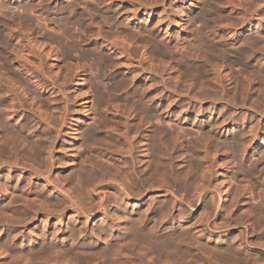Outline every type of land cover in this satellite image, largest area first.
<instances>
[{"label":"bare ground","instance_id":"1","mask_svg":"<svg viewBox=\"0 0 264 264\" xmlns=\"http://www.w3.org/2000/svg\"><path fill=\"white\" fill-rule=\"evenodd\" d=\"M4 1H6V0H4ZM14 1H22V0H14ZM37 1V0H36ZM39 1H41V0H39ZM39 1H37V2H39ZM51 1V0H50ZM55 1H58L59 2V0H55ZM68 1V0H67ZM70 1V0H69ZM67 2L64 6H60V7H56L55 8V10L53 11V14L55 13V11H56V13H55V15L56 14H66V15H68L69 14V16H68V18L70 17V13H72V15H71V18H69V19H67L66 17L64 18V21H58L57 23H59V24H54L53 26H57V28L58 29H56V31L57 32H61V29L62 28H68V26H70V25H79V27L81 28L82 26H80V24L81 23H83L82 22V20H84L85 18H87L86 16H85V18L84 19H81V16L82 17H84V14H82L81 16L80 15H78L76 12H74V10H77V9H75V4H77V3H75V1H71V2ZM78 1V0H77ZM80 1H82V0H80ZM79 1V2H80ZM86 1H88V0H86ZM91 2H92V0H90ZM95 1V2H94ZM93 2L94 3H99V1H97V0H94ZM97 1V2H96ZM102 2H103V0H101ZM110 1V0H109ZM109 1H108V3H109ZM114 1V0H113ZM116 1V0H115ZM121 1H123V0H121ZM121 1H119V2H121ZM127 1V0H126ZM139 1H142V0H139ZM138 1V2H139ZM154 1V0H153ZM156 2L158 1V0H155ZM160 1V0H159ZM159 1H158V3H159ZM162 1V0H161ZM174 1H176V0H174ZM173 1V2H174ZM179 1V0H178ZM182 1V0H181ZM200 1V0H199ZM212 1H214L215 2V0H203V1H201V2H198V0H196V2L197 3H200L201 4V7H202V10L203 11H205L206 9H207V7L209 6V4H210V2H212ZM223 1V0H222ZM222 1H221V3H222ZM227 1L228 2H230V3H227ZM227 1H224V2H226V3H222V4H227V6H228V4H230L229 6H232L231 4H233V3H231V1L233 2L234 0H227ZM236 2L234 3V7L232 6V7H230V9L231 8H233L232 10H234L235 12H237V15L240 17V16H243L244 17V15L246 14V13H249V12H251V11H253V10H251L250 9V6L251 7H253V5L251 4L250 5V1L249 0H246L248 3H249V7H246V6H248V5H246L247 4V2L245 1V0H235ZM246 3H245V2ZM256 3H257V1L256 0H254ZM261 1V0H260ZM260 1H258L259 3H260ZM9 2V1H8ZM36 2V3H37ZM42 2V1H41ZM78 2V3H79ZM84 2H85V0H84ZM105 2V1H104ZM128 4H130V6L132 7L133 5V3L134 2H136V1H133V0H128ZM137 2V4H139ZM143 2H145L144 0H143ZM143 2H140V4L139 5H141V4H143V6H144V3ZM150 2H152V0H150ZM163 2V1H162ZM218 3L220 2V1H217ZM217 2H215V3H217ZM242 2H244V3H242ZM22 3V2H21ZM32 3H34V2H32ZM44 3V2H43ZM74 3V4H73ZM81 3H83V2H81ZM93 3V4H94ZM111 3V2H110ZM126 3V2H125ZM146 3H147V0H146ZM145 3V4H146ZM153 3H155V2H153ZM157 3V4H158ZM164 3V2H163ZM176 3V2H175ZM214 3V4H215ZM252 3H254V2H252ZM256 3H254V6H255V4ZM259 3H257L258 5H259ZM12 4V3H11ZM11 4H8V5H11ZM14 4V3H13ZM85 4V3H84ZM86 4H88V2H86ZM92 4V5H93ZM105 4V3H104ZM103 4V5H104ZM107 4V3H106ZM148 4H149V0H148ZM151 4V3H150ZM149 4V5H150ZM173 4V3H172ZM199 4V5H200ZM206 4H208V6L206 5ZM220 4V3H219ZM236 4H240V5H236ZM242 4H245V7L242 5ZM264 4V3H263ZM96 5H98V4H96ZM125 5V4H124ZM149 5H146L147 7L149 6ZM156 5V4H155ZM154 4H152V6H155ZM161 5H163V4H161ZM176 5V4H175ZM192 5V4H191ZM194 6H195V3L193 4ZM217 5V4H216ZM225 5H222L223 7H225ZM258 5H256L257 7H258ZM261 6H262V4H260ZM259 5V7H261ZM16 6V5H15ZM14 6V7H15ZM34 6V5H33ZM33 6H30V7H27V6H20L21 7V9H17V11H19V10H21L22 11V15L21 14H19V15H21L22 16V19L24 18V20H25V18H27V16L26 17H23V15L25 14V13H27V14H29L30 12H33V10L35 9H37V7L35 6V8H33ZM44 6V5H43ZM84 6V5H83ZM86 6V5H85ZM83 7V8H87V7ZM113 6V5H112ZM116 6V5H115ZM118 6H119V4L116 6L117 8H118ZM122 6H123V4H122ZM122 6H121V8H122ZM135 6V5H134ZM151 6V5H150ZM170 6V5H169ZM214 5H212V7H213ZM218 6V5H217ZM221 6V5H220ZM221 6V7H222ZM235 6L236 7H238V8H235ZM256 6L254 7L255 9H256ZM13 7V6H12ZM13 7V8H14ZM96 7V6H95ZM98 7V6H97ZM115 7V8H116ZM126 7V6H125ZM145 7V6H144ZM143 7V8H144ZM147 7H146V9H147ZM156 7V6H155ZM166 7V6H165ZM178 7V6H177ZM200 7V6H199ZM215 7V6H214ZM243 7L244 8H247V9H249L248 11L249 12H247V10L246 9H243ZM263 7V6H262ZM16 8V7H15ZM14 8V9H15ZM76 8H77V5H76ZM105 8V7H104ZM110 8V7H109ZM108 8V9H109ZM135 8H136V6H135ZM135 8L133 7V9H130L129 7H127L126 9H125V11L127 10V11H129V14H127V17L128 18H130L129 20H134V18L135 17H137V12L135 11ZM137 8H139L138 7V5H137ZM137 8H136V10H137ZM150 8V7H149ZM191 8V7H190ZM195 8V7H194ZM209 8V7H208ZM215 8H218V7H215ZM14 9H12L11 8V10H14ZM41 9V8H40ZM82 9V8H81ZM89 9H90V6H89ZM89 9L87 10V11H89ZM91 9H93V8H91ZM99 9H101V8H99ZM114 9V8H113ZM120 9V8H119ZM123 9V8H122ZM121 9V10H122ZM123 9V10H124ZM129 9V10H128ZM140 9H141V7H140ZM145 8H144V10H146ZM152 9V8H151ZM164 8H163V6H162V10L161 11H163L164 12V10H163ZM169 9H170V7H169ZM173 9H175V8H173ZM178 8H176V10H175V12L176 11H180V9L179 10H177ZM181 9H182V7H181ZM210 9H211V7H210ZM209 9V10H210ZM212 9H214V8H212ZM221 9V8H220ZM220 9H219V11H220ZM229 9V8H228ZM259 8H257L256 10H258ZM5 10H8V6H7V3H4L3 1H0V23H3L2 21L4 20V18H5V15L4 14H8L11 10H9V12H5ZM83 10V9H82ZM94 11H95V8L93 9ZM111 10V9H110ZM109 10V11H110ZM118 10V9H117ZM143 10V11H144ZM150 10V9H149ZM154 10V9H153ZM157 10V9H156ZM156 10H154V11H156ZM172 10V9H171ZM197 10V9H196ZM199 10V9H198ZM208 9H207V11H205L204 13H206L207 12V14H209L212 10H210L209 11ZM225 10V9H224ZM223 10V11H224ZM231 10V11H232ZM262 10V9H261ZM47 11V10H46ZM49 11V10H48ZM72 11V12H71ZM85 11V10H84ZM83 11V12H84ZM97 11V10H96ZM96 11L94 12V13H96ZM99 11V10H98ZM105 11V10H104ZM103 11V12H104ZM106 11H107V9H106ZM114 11V10H113ZM140 11H142V10H140ZM174 11V10H173ZM186 11V10H185ZM190 11H192V9L190 10ZM189 11V12H190ZM200 11H201V9H200ZM200 11H198V12H200ZM214 11V10H213ZM217 11V10H216ZM229 10H227V11H225V12H228ZM260 11V10H259ZM35 12H37V11H35ZM41 12H42V10H41ZM45 12V11H44ZM52 12V11H51ZM78 12H81V10L80 11H78ZM82 12V13H83ZM90 12V11H89ZM101 12V11H100ZM115 12H116V9H115ZM123 12V11H122ZM153 12V11H152ZM151 12V13H152ZM162 12V13H163ZM167 12V10L165 11V13ZM175 12H173V13H175ZM187 12V11H186ZM185 12V13H186ZM195 12H197V11H195ZM233 12V11H232ZM255 12V11H254ZM261 12V11H260ZM16 13V12H15ZM14 12L13 13H11L10 12V14H13L12 16H10V17H14V14H15ZM21 13V12H20ZM85 13V12H84ZM87 13V12H86ZM86 13H85V15H86ZM98 14H99V12H97ZM107 13V12H106ZM112 13V12H111ZM110 13V14H111ZM117 14H118V11L116 12ZM120 13H121V11L119 12V15H120ZM125 13V12H124ZM143 13V12H142ZM146 13V12H145ZM147 13H150L149 11L147 12ZM146 13V15H149V14H147ZM155 13V12H154ZM172 13V12H171ZM177 13V12H176ZM176 13L174 14V15H176ZM179 13H182V10H181V12H179ZM179 13H177V15L179 14ZM201 13H202V11H201ZM201 13H199V14H201ZM216 13V12H215ZM220 13V12H219ZM231 13V12H230ZM240 13H242V15L240 14ZM9 14V15H10ZM17 14V13H16ZM15 14V18L18 16V15H16ZM31 14H34V13H31ZM42 14V13H41ZM91 14V13H90ZM90 14H87L88 16H90V18L91 17H93L92 15H90ZM108 14V13H107ZM110 14L108 15V18L110 19V20H112V19H114V20H117V19H115L116 17H110ZM158 14V13H157ZM199 16V14L198 13H195L194 14V16H197V15ZM207 14H205L206 16H207ZM210 14H212V13H210ZM209 14V15H210ZM232 14H234V12L232 13ZM240 14V15H239ZM250 14V13H249ZM252 14V13H251ZM254 14V13H253ZM258 14V13H257ZM30 15V14H29ZM35 15V14H34ZM112 15V14H111ZM159 15V14H158ZM160 15H161V13H160ZM159 15V16H160ZM166 16H167V13L165 14ZM181 15H183V14H181ZM202 15H204V14H202ZM202 15H200L201 17L200 18H202L203 16ZM219 15V14H218ZM247 15V14H246ZM245 15V16H246ZM256 15V14H255ZM20 16V17H21ZM39 16V15H38ZM37 16V17H38ZM59 16V15H58ZM63 16V15H62ZM98 16V15H97ZM96 16V17H97ZM101 16H103V15H99V17H101ZM113 16V15H112ZM114 16H116V14L114 15ZM123 16H124V14H123ZM169 16V15H168ZM205 16V17H206ZM214 16V15H213ZM217 16V15H216ZM250 16H252V15H250ZM250 16H248L247 15V19H242L241 21L240 20H238L237 18H239V17H234V15H233V17L234 18H236L237 20H238V22H237V20L235 21V19H234V21L235 22H237L238 23V25H237V23H236V25H234V26H236V28L234 27L233 28V25H231L230 23H232L233 24V22L234 21H232V22H228L232 27L231 28H233V29H237V27H239L240 29H239V31H236L237 33L238 32H241L242 30H244V28L245 29H247V26H248V24L250 23V21L248 20L249 18L248 17H250ZM7 17V16H6ZM9 17V16H8ZM29 17V16H28ZM41 18H43L42 16H40ZM40 17H39V19H40ZM64 17V16H63ZM106 17H107V15H106ZM125 18H127L126 16H124ZM204 17V18H205ZM210 17V16H209ZM212 17V16H211ZM243 17H241V18H243ZM31 18V17H30ZM56 18H58V17H56ZM89 18V17H88ZM87 18V19H88ZM108 18H105L106 20L108 19ZM128 18H127V21H128ZM140 18V17H139ZM157 18H159V17H157ZM162 18H164V20H165V16H163ZM169 18H170V16H169ZM177 18V17H176ZM184 18V17H183ZM194 18V17H193ZM196 18V17H195ZM194 18V19H195ZM199 18V17H198ZM241 18H239V19H241ZM251 18V17H250ZM255 18V17H254ZM258 18V17H257ZM6 19V18H5ZM13 19V18H12ZM9 20L8 18H7V20L6 21H13V20ZM16 19H19V18H16ZM21 19V18H20ZM19 19V20H20ZM28 19V18H27ZM34 19H36V18H34ZM38 19V20H39ZM48 19V18H47ZM59 19H61V17L59 18ZM87 19L85 20V21H87ZM93 19L95 20V18L93 17ZM101 19V18H100ZM99 19V20H100ZM109 19H108V21L107 22H109ZM121 19L123 20V17L121 16ZM135 19H137V18H135ZM160 19V18H159ZM158 19V20H159ZM180 20H181V18H179ZM209 19V18H208ZM207 19V20H208ZM216 19V18H215ZM225 19V18H224ZM230 20H232V18H229ZM258 19H260V18H258ZM19 20L17 21V20H15V26H13V27H15V29H16V26L18 27V28H20L19 27V23L17 24V22H19ZM23 20V21H24ZM30 20V19H29ZM37 20V21H38ZM43 20H44V18H43ZM48 20H50V19H48ZM62 20V19H61ZM90 20L91 19H88V21H89V23H87V25L88 24H90L91 22H90ZM126 20V19H125ZM162 20V19H161ZM170 20V19H169ZM199 20V19H198ZM219 20H221V19H219ZM219 20H218V22H219ZM262 20V19H261ZM263 20H264V18H263ZM22 21V22H23ZM33 21V20H32ZM40 22H41V25H42V20H39ZM45 21H47V20H45ZM44 21V22H45ZM84 21V22H85ZM92 21V20H91ZM97 21V19L93 22L94 24H95V26H96V24H98V22H96ZM102 21V20H101ZM117 21H119V20H117ZM116 21V22H117ZM145 21H147L146 19H145ZM144 21V22H145ZM163 21V20H162ZM162 21H158V23H155V24H159V22H162ZM167 21V20H166ZM201 21V20H200ZM223 21V20H222ZM258 21V20H257ZM20 22H21V20H20ZM21 22V23H22ZM48 22H50L51 23V21H47V23ZM131 22V21H130ZM134 22V21H133ZM132 22V23H133ZM165 22V21H164ZM171 22V21H170ZM170 22H169V24L167 25V24H165V23H163V24H165L166 26H165V28L167 27V26H169L170 25ZM210 22V21H209ZM254 22H255V20H254ZM258 22H261V21H258ZM263 22V21H262ZM25 23H26V20H25ZM25 23H22L23 24V26H24V24ZM28 23V22H27ZM38 23V22H37ZM52 23H53V21H52ZM100 23V22H99ZM104 23V22H103ZM110 23H111V21H110ZM112 23H113V21H112ZM111 23V24H112ZM117 23H119V22H117ZM122 23V22H121ZM120 23V24H121ZM124 23V22H123ZM135 23V22H134ZM141 23V22H140ZM150 23V22H149ZM172 23V22H171ZM176 23V22H175ZM213 23V22H212ZM217 23V22H216ZM220 23V22H219ZM5 24H7V27L9 28V26H8V23H4V26H5ZM17 24V25H16ZM21 24V25H22ZM28 24H30L31 25V23L29 22ZM84 25H86L85 23H83ZM82 24V25H83ZM106 24V23H105ZM107 24H109V23H107ZM106 24V25H107ZM119 24V25H120ZM206 24V23H205ZM225 24H227L226 22H225ZM229 24H227V27H229L230 25ZM235 24V23H234ZM255 24V23H254ZM0 25H2L3 26V24H0ZM9 25H10V23H9ZM13 25V24H12ZM25 25H27V24H25ZM30 25H29V27H30ZM44 25L45 26H47L45 23H44ZM92 25V24H91ZM100 24H98L97 26H99ZM105 25V26H106ZM110 25V24H109ZM122 25V24H121ZM150 25V24H149ZM171 25H173V24H171ZM176 25V24H175ZM210 25V24H209ZM208 25V26H209ZM229 25V26H228ZM1 26V27H2ZM3 26V27H4ZM22 26V27H23ZM38 26H40V25H38ZM44 26V27H45ZM94 26V25H93ZM94 26V27H95ZM108 26V25H107ZM106 26V28H108ZM112 26V25H111ZM114 26V25H113ZM117 26V25H116ZM129 26V25H128ZM127 26V27H128ZM132 26V25H131ZM139 26V25H138ZM156 26V25H155ZM164 26V25H163ZM222 26H225L226 27V25H223L222 24ZM221 26V27H222ZM44 27H42V28H44ZM52 26H50V28H51ZM60 27V28H59ZM83 27H86V26H83ZM121 27V26H120ZM120 27H118L117 26V28H120ZM158 27V26H157ZM174 27H176V26H174ZM249 27V26H248ZM254 27V31H255V33L253 32V34L255 35L254 37H251V35L249 36L248 34V36H243L241 39L239 38V37H237V33L235 32V34H234V36L232 37V35H231V38H230V42H228V44H225L223 41V43L225 44V45H219L220 46V48H216V49H214V50H216V51H220V53H222V54H224V56H225V54L227 55V53H231V57L232 58H234V60H235V62L237 61V60H239L240 62H238V63H240V64H242L243 62V60L242 59H250L249 58V56H251V51H253V49H256L257 51H260V52H262L263 54L261 55L260 54V52H259V54L261 55V56H263V58H264V38H262V36L263 35H260V32H263L264 31V24L263 25H260V26H253ZM258 27V28H257ZM6 28V27H5ZM11 28V27H10ZM26 28V27H25ZM24 28V29H25ZM37 28V27H36ZM46 28V27H45ZM50 28H47V29H50ZM78 28V27H77ZM88 28H90V26H88ZM93 28V27H92ZM100 28H101V26H100ZM100 28H98V30L100 29ZM111 28H113V27H111ZM114 28H116L115 26H114ZM136 28H138L137 26H136ZM186 28V27H185ZM184 28V29H185ZM219 28V27H218ZM230 28V27H229ZM251 28H252V26H251ZM255 28H256V30H255ZM21 29V28H20ZM29 28H28V26H27V30H28ZM39 29V28H38ZM54 28H52V30H53ZM60 29V30H59ZM79 29V28H78ZM86 28H83V30H85ZM94 29V28H93ZM97 29V28H96ZM110 29V27L107 29V31ZM132 29H133V27H132ZM150 29V28H149ZM156 29V28H155ZM159 29V28H158ZM157 29V30H158ZM167 29V28H166ZM208 29V28H207ZM216 29V28H215ZM224 29V28H223ZM1 30V29H0ZM5 30V29H4ZM4 30H2V31H4ZM9 30H12V29H9ZM14 30V29H13ZM17 30V29H16ZM51 30V31H52ZM63 30V29H62ZM67 30V29H66ZM62 31V33L64 34V37H66L65 35H67V38H65V40L66 39H68V38H71L72 39V41L74 42V40L76 39L75 38V34H70L69 32H68V30L67 31ZM80 30V29H79ZM78 30V31H79ZM87 30V29H86ZM90 30V29H89ZM101 30V29H100ZM99 30V31H100ZM104 30V29H103ZM103 30H101V33H104V31ZM114 30V29H113ZM119 30V29H118ZM117 29H116V31L117 32H119ZM123 29H121L120 30V32L122 31ZM141 30V29H140ZM143 30V29H142ZM154 30V29H153ZM183 30V29H182ZM185 30H187V29H185ZM195 30V29H194ZM206 30V29H205ZM212 30V29H211ZM252 30V29H251ZM15 31V30H14ZM20 31H22V30H20ZM29 31V30H28ZM28 31H26L25 30V32H28ZM80 31H82V30H80ZM88 31V30H87ZM93 31H95V33L97 32L96 30H93ZM103 31V32H102ZM110 31V30H109ZM108 31V32H109ZM115 31V30H114ZM116 31L114 32V33H116ZM125 31V30H124ZM150 31V33H151V30H149ZM165 31H167V30H165ZM221 31V30H220ZM227 31V30H226ZM232 30H231V32H233ZM4 32H6V30L4 31ZM2 33V35L4 34V35H8V34H10L9 32H13V31H9L8 32V29H7V32H8V34H5V33ZM30 32H32L31 30H30ZM34 32V31H33ZM54 32H55V30H54ZM60 32L58 33L59 35H60ZM83 32V31H82ZM108 32H105V33H108ZM112 33H113V31H111ZM119 32V33H120ZM123 32V31H122ZM143 32H144V30H143ZM146 32V31H145ZM158 32V31H157ZM195 32V31H194ZM217 32V31H216ZM223 32H225V31H223ZM227 32H229V31H227ZM227 32H225L226 34H227ZM244 32V31H243ZM252 32V31H251ZM1 33V32H0ZM16 33H19V30H17V32ZM21 33V32H20ZM19 33V34H20ZM56 33V32H55ZM61 33V34H62ZM85 34H86V32H84ZM89 33H92V38H94V36L96 35H93L94 33L91 31V32H89ZM97 33H99V32H97ZM100 33V34H101ZM124 33L125 32H123V33H121V36H122V34H123V36L124 37H127L126 36V34L124 35ZM139 34H142L140 31L138 32ZM147 33H149V32H147ZM167 33V32H166ZM185 33V32H184ZM192 33H193V31H192ZM191 32L189 33V34H192ZM196 33V32H195ZM195 33H193V34H195ZM206 33V32H205ZM220 33V32H219ZM224 33V34H225ZM23 34H25V33H23V31H22V35ZM26 34H29V35H32V34H34V33H32V34H30V33H26ZM83 34V33H82ZM88 34V33H87ZM87 34H86V37H87ZM152 34V33H151ZM179 34V33H178ZM192 34V36H193V38H195V36ZM210 34V33H209ZM231 34H233V33H231ZM3 35V36H4ZM12 35V34H11ZM29 35H26V36H29ZM74 35V36H73ZM81 35V34H80ZM88 35H90V34H88ZM108 36H109V34H107ZM112 35V34H111ZM116 34H114V36H115ZM142 35H145V33L144 34H142ZM142 35H141V38H140V35H139V39H140V43H137V45H140V44H142L141 42L142 41H144V40H146L145 39V37H144V40H142L143 38H142ZM148 35V34H147ZM150 35V34H149ZM148 35V36H149ZM153 35H154V33H153ZM159 35V34H158ZM165 35H167V34H165ZM198 35H199V32H198ZM197 35V36H198ZM202 35V34H201ZM216 34H214V35H212V36H214V37H216L215 36ZM228 35H230V33L228 34ZM34 36V35H33ZM78 37H79V35H77ZM81 36H84L85 37V35H81ZM97 36V35H96ZM95 36V37H96ZM101 36H104L103 38L105 39V43H103L107 48H108V50H109V52H111L110 50H113V51H117V49L116 48H118L119 46H121V43H120V41L118 42L115 38H116V36H115V38H114V40H116V41H114L113 40V36H112V41L110 40L111 38H108V37H106L104 34L103 35H101ZM118 36H120L119 34H118ZM129 36V35H128ZM131 36V35H130ZM129 36V37H130ZM151 36V35H150ZM156 36V35H155ZM191 36V37H192ZM197 36H196V38H197ZM225 36V35H224ZM241 36H242V34H241ZM10 37V36H9ZM13 37V36H12ZM17 37V36H16ZM23 37V36H22ZM36 37V36H35ZM63 37V36H62ZM61 37V38H62ZM85 37V38H86ZM124 37H122V38H120L122 41L121 42H123V44H124V42H126L127 43V41H129L128 42V44H124V45H122L121 47H123V46H125V47H127L128 48V46H129V43L131 42V43H133L135 40V38L134 39H131V38H133V36L130 38V40H134L133 42L132 41H130L129 40V38L127 39H124ZM161 37V36H160ZM159 37V38H160ZM168 37H169V35H168ZM180 37H182V36H180ZM222 37V35H220V37H218L219 39ZM227 37V36H226ZM228 37H230V36H228ZM18 38H20V36L18 37ZM17 38V39H18ZM33 38V37H32ZM41 38H42V36H41ZM48 38V37H47ZM84 38V39H85ZM89 38H91V36L89 37ZM96 38H98V37H96ZM96 38H94V40L96 39ZM99 38H101V37H99ZM118 38V37H117ZM151 38H153V36H151L150 37V40H151ZM174 38V37H173ZM179 38V37H178ZM183 38V37H182ZM189 38V37H188ZM200 38H201V36H200ZM200 38H197V39H200ZM217 37H216V39L215 40H217L218 39ZM5 39V38H4ZM7 40H8V37L6 38ZM10 39V38H9ZM17 39H15L13 42L16 44L17 42H15V41H17ZM24 39H25V41H24ZM45 39V38H44ZM50 39V42H51V39H52V37L51 38H49ZM48 39V40H49ZM55 38H53V40H54ZM57 39H59V38H57ZM70 39V40H71ZM167 39H169V38H166V40ZM185 39V38H184ZM187 39V38H186ZM222 39H225L226 40V38H222ZM229 39V38H228ZM19 40V39H18ZM21 40H23V41H21V43H20V41H19V43L17 44V46L15 47V48H12V49H9V48H11V47H9L8 48V50H10V52L12 53V55L14 56V57H12L13 59H15L16 61V63L17 64H21L22 66H23V68H25V67H28V70H26L25 69V71H27V73H25V74H28L29 72H30V76H32V75H36V77H37V75H40L41 76V71H42V69L40 68V66H39V64H40V62L39 61H37V53L39 52V51H41V52H45V48L43 49L42 48V45H43V43H38L37 41L39 40V39H37V41H35L34 42V40H32L31 38H29V37H23ZM41 40V39H40ZM47 40V41H48ZM87 40H90V39H88V37H87ZM93 40V39H92ZM101 40H103V39H101ZM109 40L111 41V42H109ZM138 40V39H137ZM142 40V41H141ZM147 40H149V39H147ZM153 40V39H152ZM151 40V42H153ZM194 40V39H193ZM196 40V39H195ZM200 40H203V38L202 39H200ZM209 40V39H208ZM12 41V40H11ZM56 41V40H55ZM68 41V40H67ZM66 41V42H67ZM79 41V40H78ZM100 41V40H99ZM170 41H172V40H170ZM190 41V40H189ZM207 41V40H206ZM218 41V40H217ZM220 42H221V40H219ZM218 41V42H219ZM12 42V43H13ZM40 42H44V40H41ZM49 42V41H48ZM59 42V41H58ZM65 42V43H66ZM73 42L71 43V45L73 44ZM86 43H87V41H85ZM96 42V41H95ZM136 42V41H135ZM134 42V43H135ZM137 42H139V41H137ZM146 42V41H145ZM157 41H155V43H156ZM178 41H177V39L175 40V42H174V44L175 43H177ZM181 42V41H180ZM184 42V41H183ZM185 42H186V40H185ZM201 42V41H200ZM203 42V41H202ZM209 42V41H208ZM227 42V41H226ZM2 42H1V34H0V47H4V46H2V44H1ZM3 43H4V40H3ZM6 43V42H5ZM46 42H44V44H45ZM79 43H80V41H79ZM79 43H77V41H76V43L74 42V44H73V46H70V45H68V44H66L67 46H68V48H66L65 47V49L63 50V55L65 56H62V58L64 57L65 59H70L71 60V57H72V51L74 52V49H78L77 47H80V45L78 46V44ZM84 43V42H83ZM82 43V44H83ZM98 43V42H97ZM118 43V44H117ZM148 43H150V42H148ZM154 43V44H155ZM161 43V42H160ZM164 43V42H163ZM172 43H173V41H172ZM179 43V42H178ZM182 43V42H181ZM204 43V42H203ZM215 43V42H214ZM213 43V44H214ZM15 44H13V46H15ZM46 44H49L48 46H47V51L48 50H50L49 48H50V46H52V45H50V44H56V43H54L53 41L51 42V43H46ZM70 44V43H69ZM92 44V43H91ZM120 44V45H119ZM136 44V43H135ZM147 44V43H146ZM146 44H144V46L146 45ZM157 44V43H156ZM170 44V43H169ZM180 44V43H179ZM209 44V43H208ZM207 44V45H208ZM3 45H7V43L6 44H3ZM57 45H59V43H57ZM56 45V46H57ZM63 45V48H64V43H62L61 44V42H60V46H57L58 48L59 47H61ZM65 45V46H66ZM86 45V44H85ZM99 45V47H101L100 46V44H98ZM119 45V46H118ZM131 45V44H130ZM132 45H134V44H132ZM151 45H152V43H151ZM150 45V46H151ZM158 45V44H157ZM156 45V46H157ZM176 45V44H175ZM181 45V47L184 45H182V44H180ZM179 45V46H180ZM188 45H190V44H188ZM187 45V46H188ZM195 45V44H194ZM198 45V44H197ZM200 45V44H199ZM204 45V44H203ZM216 45H217V43H216ZM8 46H11L9 43H8ZM44 46V45H43ZM97 46V45H96ZM103 46V45H102ZM104 46V47H105ZM141 46H143V45H141ZM140 46V47H141ZM153 46V45H152ZM155 46V45H154ZM150 47L151 49H153V50H150L151 51V53H150V55H152L153 53L152 52H154V54H156V52H159V54L158 55H160V52L162 51L161 49H159L158 47ZM178 46V45H177ZM201 46V45H200ZM209 46V45H208ZM211 46V45H210ZM7 47V46H6ZM5 47V48H6ZM94 47V49L96 50L98 47H95V45L93 46ZM106 47H105V49H106ZM125 47L124 48H121V52L123 53H125V56L127 55L128 57H130V58H132L131 56H133L134 57V54L136 55V52H138L140 49H139V47L137 48V50H136V48L135 49H133V50H130V52L127 50V48L125 49ZM130 47V46H129ZM132 47H134V46H132ZM136 47V46H135ZM146 47V46H145ZM161 48H162V46H160ZM168 47V46H167ZM180 47V48H181ZM184 47V46H183ZM185 47H186V45H185ZM192 47V46H191ZM190 47V48H191ZM203 47H206L205 45L203 46ZM55 48V47H54ZM58 48H57V50H58ZM92 48V47H91ZM142 48V47H141ZM209 48V47H208ZM7 49V48H6ZM35 49L36 50H39L38 52H36L35 51ZM41 49V50H40ZM60 49V48H59ZM80 49V48H79ZM79 49L77 50V51H79ZM84 49V48H83ZM83 49H80V50H83ZM100 49L101 48H99V51H100ZM163 49V48H162ZM166 49H168V48H166ZM171 49V48H170ZM179 49V48H178ZM183 49V48H182ZM186 49V48H185ZM184 49V50H185ZM213 49V48H212ZM0 50H2V48H0ZM5 49L3 48V53L5 52L4 51ZM8 50L6 51V52H8ZM51 50H53V48L51 49ZM93 51V49H87V50H83V51H81L80 53L82 54L81 56L82 57H84V58H89V60L90 59H97V57L95 58V56L96 55H94V54H98V53H100L99 55H101L102 54V52L100 51V52H96V51ZM120 50V49H119ZM135 50V51H134ZM148 50H149V48H148ZM164 50V49H163ZM180 50V49H179ZM190 50V49H189ZM184 51L183 53L185 54V53H187L186 54V56L184 55L183 57H187L188 56V53L192 56V54H193V51H192V53H190V51ZM192 50H194V49H192ZM200 50V49H199ZM46 51V55H49V54H52V53H50L49 52V54H47L48 52ZM131 51H134L135 53L133 54L132 53V55H131ZM145 51H146V49H145ZM171 51H173V49L171 50ZM171 51H168V54H167V52L165 53V54H167L168 56H169V54L170 53H174V51L173 52H171ZM194 51H196L197 53H198V51H197V49H195ZM203 51V50H202ZM206 51V50H205ZM211 51L212 52H214L213 50H210V52H209V54L211 53ZM215 51V53L216 54H218L219 52H216ZM247 51H248V53H249V51H250V55H248L247 54ZM2 52V51H1ZM5 52V53H6ZM41 52H39V53H41ZM53 52V51H52ZM55 52V51H54ZM59 52H60V54H61V52L62 51H60L59 50ZM76 52V51H75ZM74 52V53H75ZM96 52V53H95ZM109 52H105V54H108ZM119 52V51H118ZM141 52V51H140ZM149 52V51H148ZM164 52V51H163ZM170 52V53H169ZM176 52H177V50H176ZM179 52V51H178ZM195 52V53H196ZM199 52H201V50L199 51ZM38 53V54H39ZM72 53V54H71ZM79 53V54H80ZM123 53V54H124ZM143 53V52H142ZM194 53V54H195ZM197 53H196V55H194V56H198L197 55ZM205 53V52H204ZM43 54V56H44V53H42ZM41 54V55H42ZM54 54V53H53ZM77 54V53H76ZM113 54V53H112ZM111 54V55H112ZM119 54V53H118ZM146 54V53H145ZM161 54H162V52H161ZM178 54V53H177ZM199 54H202V55H204L202 52L201 53H199ZM213 54V53H212ZM253 54H255L254 53V51H253ZM252 54V55H253ZM257 54V53H256ZM0 55H1V53H0ZM10 55V54H9ZM8 55V56H9ZM45 55V56H46ZM55 55H57V54H55ZM58 55H59V53H58ZM93 55H94V58H93ZM103 55V54H102ZM120 55V54H119ZM137 55H138V53H137ZM147 55H149V53L147 54ZM147 55H145L146 57H147ZM150 55H149V57H150ZM158 55L156 54V56L154 55V56H152V58L154 57V59L153 60H155V57H158ZM171 55V54H170ZM180 55V54H179ZM179 55H178V58H179ZM181 55H182V53H181ZM181 55H180V58H182L181 57ZM221 55V54H220ZM3 56V55H2ZM2 56H0V57H2ZM4 56H6L5 54H4ZM39 56V59L38 60H41V58H42V56L40 57V54L38 55ZM50 56V55H49ZM60 56V55H59ZM58 56V57H59ZM91 56V57H90ZM124 56V57H125ZM125 57L124 59H126V58H128V57ZM161 56V55H160ZM164 56V55H163ZM174 58H175V55L173 54L172 55ZM171 56V57H172ZM194 56H192L193 58H194ZM205 56V55H204ZM204 56H202L201 57V60H202V58L204 57ZM218 56H219V54H218ZM217 56V57H218ZM260 56V57H261ZM11 57V56H10ZM48 59H51V58H49L48 56H46ZM52 57V56H51ZM55 57V56H54ZM76 57V56H75ZM78 57V56H77ZM79 57H80V55H79ZM103 57V56H102ZM102 57H99V58H102ZM107 57H109L108 55H107ZM138 57H139V55H138ZM172 57V58H173ZM190 56H188V58H189ZM194 58V60L195 59H200V58ZM221 58L223 57V55L222 56H220ZM252 57V56H251ZM256 57H257V55H256ZM259 57V56H258ZM259 57V58H260ZM73 58V57H72ZM81 58V57H80ZM115 58H118V56H116ZM129 58V59H130ZM145 58V57H144ZM143 58V55H142V58L141 59H144ZM177 58V57H176ZM177 58V59H178ZM179 58V59H180ZM220 58V59H221ZM225 58H227V57H225ZM229 58L230 57H228L227 59L228 60H226V61H230L229 60ZM0 59H2V58H0ZM7 59V58H6ZM8 59H10V58H8ZM102 59H104V60H106V61H108L109 59H112V60H110V62L108 63L107 62V64H105V67L103 66V68L104 69H107L108 68V70H109V72L111 73V69H109V68H112V64L113 63H115V62H113L109 67L108 66H106V65H108V64H110L111 63V61H113V57L112 58H102ZM101 59V61H103ZM123 59V58H122ZM140 59V60H141ZM150 59V58H149ZM148 59V57H147V60L148 61H150ZM162 58L160 57V61L162 62V60H161ZM176 59V60H177ZM192 59V58H191ZM207 59H210L209 57L208 58H203V61H204V63L206 62L205 60ZM224 59V58H223ZM242 61H241V60ZM254 60H255V58H253ZM257 59V58H256ZM260 59H262V57L260 58ZM3 60V59H2ZM56 60V59H55ZM70 60H68V61H70ZM85 60H88V59H85ZM94 60H91V61H94ZM116 60H119V59H116ZM128 60V59H127ZM126 60V62H122L121 61V63H123V67L126 69V70H128V72L129 73H132V71H131V68H130V66H129V64H128V61ZM135 60V59H134ZM147 60H143V61H147ZM152 60V59H151ZM158 60V59H157ZM173 61H174V59H172ZM185 60V59H184ZM189 61V59H186V61ZM193 60V61H194ZM201 60H198V61H201ZM231 60H233V59H231ZM252 60V59H251ZM264 60V59H263ZM262 60V61H263ZM5 60H3V64L5 63L4 62ZM8 60H6V62H7ZM14 61V60H13ZM42 61H43V58H42ZM41 61V62H42ZM63 64H65V62H66V60H64L63 59ZM71 61H73V60H71ZM77 61V60H76ZM84 59L82 60V65L84 64ZM97 61H99V59H97ZM96 60H95V63L97 62ZM100 61V62H101ZM130 61V60H129ZM139 60L137 59V62H138ZM156 61V60H155ZM169 61V60H168ZM167 61V62H168ZM179 61V60H178ZM181 61H182V59H181ZM185 61V62H186ZM220 61V60H219ZM222 61V60H221ZM220 61V62H221ZM9 62H10V60H9ZM54 62V61H53ZM100 62H99V64H100ZM116 62H118V61H116ZM140 62V61H139ZM138 62V63H139ZM170 62H171V59H170ZM183 62V61H182ZM190 62V61H189ZM191 62H192V60H191ZM209 62H210V60L209 61H207L206 63H208V66L207 65H205V66H207L208 67V69L210 68L211 69V66L209 65ZM223 62H224V60H223ZM234 62V61H233ZM231 63V61L229 62L230 64H235L236 65V63ZM257 61H253V66H254V63H256ZM261 62V61H260ZM264 62V61H263ZM10 63H12V61L10 62ZM69 62H67V64L66 65H72L71 63L72 62H70V64H68ZM75 63H77V64H81V62L80 63H78V62H75ZM93 63V62H92ZM103 63H106L105 61L104 62H101V66H102V64ZM120 63V62H119ZM132 63V62H131ZM130 63V64H131ZM135 63H136V61H135ZM151 63H152V61H151ZM165 63V62H164ZM172 63V62H171ZM184 63V62H183ZM199 63V62H198ZM211 63V65H213V64H215L216 65V63H217V65H216V67H217V69H218V62H214V60H213V62H210ZM213 63V64H212ZM225 63H227V62H225ZM237 63V64H238ZM37 65L38 64V66H34V65ZM54 64V63H53ZM94 64V63H93ZM98 64V63H97ZM118 64V63H117ZM117 64H113L114 65V69H115V71L113 72V74L111 75L112 76V78H113V76H115V75H117L118 74V69H119V67H116L117 66ZM142 64H143V62H142ZM142 64H140L139 63V65H142ZM149 64V63H148ZM153 64V63H152ZM152 64H151V66L150 67H154V65L152 66ZM162 63H159V65H161ZM176 64H179V63H176ZM221 64V63H220ZM219 64V65H220ZM228 64V63H227ZM257 64V63H256ZM0 65H1V62H0ZM5 65L7 66V63H5ZM5 65H4V68H5ZM8 65H9V63H8ZM11 65V64H10ZM42 65V64H41ZM66 65H63V66H66ZM73 65H75L74 63H73ZM72 65V67H71V69L73 68V67H75V66H77V65H75V66H73ZM82 65H80L79 67H75V70H77L78 71V69L82 72L83 71V69H84V67L82 66ZM121 66L122 64H118V66ZM134 65H136V64H134ZM138 65V66H139ZM144 65H146V64H144ZM150 65V64H149ZM156 65V64H155ZM164 65V64H163ZM167 65V64H166ZM169 65V64H168ZM172 65V64H171ZM173 65H175V64H173ZM181 65V63L178 65V66H180ZM183 65V64H182ZM185 65V64H184ZM193 65V64H192ZM192 65H187V63H186V66H184L185 67V71H186V73L187 72H189V76L191 77V78H193L192 79V82H195L196 80H194V78L196 77V75H194L195 73H198V75H203L202 74V72L199 74V71H198V69H201V63H200V67L198 68V67H196V65H198L197 63L196 64H194L195 66H192ZM242 65H244V64H242ZM61 66V65H60ZM63 66H62V68H63ZM85 66V65H84ZM95 66V65H94ZM133 66V65H132ZM177 65H175V67L174 68H177L178 69V66L176 67ZM203 66V65H202ZM204 66V67H205ZM221 66L222 67H224L223 66V64H221ZM231 66V65H230ZM233 66V65H232ZM238 66V65H237ZM252 66V65H251ZM256 66V65H255ZM2 67H3V65H2ZM7 67H9V66H7ZM14 67V66H13ZM38 67L41 69L40 71H38ZM54 67V65H52V67H50V68H53ZM68 67L69 66H66V68L68 69ZM141 66H139V68H140ZM142 67H143V65H142ZM142 67L140 68V69H142ZM172 67V66H171ZM183 67V68H184ZM207 67L206 68H204V69H207ZM216 67H215V70H212L213 71V75H212V80L211 79H208L207 77L205 78V80L206 81H209V80H211V81H213V82H210L211 83V86H216L217 88H215V89H219L218 87H220L221 88V90L224 92H222L224 95L223 96H220V95H222V93L221 92H219V91H221L220 89L218 90V93H220V95H218L219 97H220V99H218V97H217V102H218V100L219 101H221L222 103H227L228 102V106H231L230 104H233L234 106H238V105H236V104H234V102L236 101V98L238 99H240L241 101H242V103H243V105H245L246 103H250V99H253V98H255V101H259V99L261 100V99H263L264 100V94L262 93L263 92V90L262 89H259L258 88V85H259V87L261 88V84L259 83L258 84V82H260V79L262 80V78L264 79V65H262V62H261V64H258V72L259 73H257V71H256V73L259 75H261V77H259V76H257L256 75V73H255V75L257 76V77H259V81H254V80H257L256 78L254 79V80H250L249 81V84L247 83H245V85H244V83L243 82H241V81H238V82H241V83H243V84H235V86H233V87H229L228 88V86L230 85L231 86V80L232 79H230L229 78V81H230V83H226L227 81L225 80L226 79V77L227 76H220V73H218V72H220V70L218 71V70H216ZM220 67V66H219ZM221 67V68H222ZM12 68V67H11ZM11 68H8V69H10L11 70ZM22 68V67H21ZM55 68H56V66H55ZM58 68H59V66L57 67V70H58ZM62 68H60V69H62ZM144 68V67H143ZM157 68V67H156ZM160 68V67H159ZM183 68H180V70L181 69H183ZM198 68V69H197ZM203 68V67H202ZM212 68H214V67H212ZM256 68V67H255ZM59 69V71L61 72V74H62V71ZM64 69H65V67H64ZM67 69H66V72L67 73H65V76H64V74L62 75V76H64L63 77V79L61 78V82H59V83H62V86H64V87H66L65 85H67V84H65V85H63V80H66L69 76H70V69H68V71H67ZM74 69V68H73ZM100 69V68H99ZM103 69V70H104ZM113 69V68H112ZM147 68H145L144 69V71L146 70ZM151 69H153V68H151ZM150 68H149V70H151ZM162 69H164V68H162ZM207 69V70H208ZM220 69V68H219ZM243 69H246L247 70V68H243ZM249 69L250 70H253L252 69V67L250 68L249 67ZM248 69V70H249ZM22 70V69H21ZM24 70V69H23ZM63 70V69H62ZM70 70V71H69ZM85 70V69H84ZM107 70V71H108ZM125 70V71H126ZM179 70V69H178ZM254 70H256V69H254ZM24 71V72H25ZM74 70H72V72H73ZM77 71H75V72H77ZM98 71V70H97ZM100 71V70H99ZM124 71V72H125ZM141 72L143 71V70H140ZM139 71V73H141ZM147 71V70H146ZM169 71V70H168ZM171 71V70H170ZM173 71V70H172ZM174 71H175V69H174ZM182 71V70H181ZM206 71V70H205ZM1 72V71H0ZM4 72V71H3ZM10 72H12V71H10ZM52 72V71H51ZM71 72V73H72ZM75 72H73V74H71V76H70V78L72 77V76H74V74H75ZM85 72V71H84ZM124 72H122V73H124ZM135 72V71H134ZM155 72V71H154ZM157 72H159V74H162L164 71H162V73H160L161 71H157ZM178 72H180V71H178ZM177 72V70H176V72H175V75L173 76L172 75V77L173 78H175V76H176V74L178 73ZM184 72V71H183ZM183 72H180L179 74H183ZM204 72V71H203ZM209 72H210V70H209ZM218 74H217V73ZM245 72V71H244ZM248 72V71H247ZM46 73V72H45ZM44 73V74H45ZM47 73H49V72H47ZM46 73V75L48 76H46L48 79L50 78L49 77V75ZM86 73H88V72H86ZM99 73V72H98ZM100 73H101V71H100ZM104 72H102V74H103ZM106 73V72H105ZM122 73H120V74H122ZM138 72H136V74H137ZM139 73H138V75H139ZM151 73V72H150ZM166 73V72H165ZM185 72H184V74H186ZM205 73V76H207V73L206 72H204ZM223 73V72H222ZM252 73H254V72H252ZM251 73V71H250V74H252ZM13 74H15V71L13 72ZM100 74V76L98 75V77L99 78H101V77H103V79H105L104 78V76L103 75H106V74ZM134 74V76H131V75H133ZM133 74H131L130 76H131V78H130V80L132 79V80H139V77H136V74L135 73H133ZM149 74V73H148ZM153 74V73H152ZM155 74V73H154ZM170 74V73H169ZM174 74V73H173ZM181 74V75H182ZM182 75V77H180V78H183V76H185V75ZM210 74V73H209ZM228 74V73H227ZM16 75V74H15ZM60 75V74H59ZM129 75V74H128ZM143 75V74H142ZM151 75V74H150ZM157 75V73L155 74V75H153V76H156ZM178 75V74H177ZM197 75V76H198ZM226 75V74H225ZM5 76V75H4ZM8 76V75H7ZM51 76V75H50ZM76 76H77V73H76ZM76 76H74V77H76ZM108 76V75H107ZM121 76V75H120ZM140 76H141V74H140ZM144 76V75H143ZM142 76V77H143ZM146 76V75H145ZM144 76V77H145ZM160 76V75H159ZM162 76V78H163V75H161ZM161 76H160V78H161ZM169 76V75H168ZM171 76V75H170ZM186 76H188V75H186ZM185 76V77H186ZM188 76V77H189ZM211 76V75H210ZM1 77H3V75L2 76H0V78ZM17 78H18V76H16ZM33 77V76H32ZM34 78L33 77V79H34V81L33 80H30V81H32V82H35L36 80L35 79H37V78ZM42 77V76H41ZM127 77H129V76H127ZM144 77H143V79H144ZM177 77V76H176ZM185 77H184V79H183V81L185 80ZM187 77V78H188ZM189 77V78H190ZM209 77V76H208ZM222 77H224V78H222ZM4 78V77H3ZM7 79H8V77H6ZM5 78V79H6ZM16 78V79H17ZM19 78H20V76H19ZM70 78H68L67 80L69 81V80H72V79H70ZM73 78V77H72ZM80 78V77H79ZM84 78V77H83ZM108 78V77H107ZM122 78V77H121ZM150 78H152V77H150ZM158 78V77H157ZM162 78H161V80H162ZM171 78V77H170ZM173 78H171L172 80L171 81H173ZM200 78V77H199ZM199 78H195V79H198L197 81L199 82L200 81V79ZM253 78H254V76H253ZM30 79H32V78H30ZM39 79V78H38ZM37 79V80H38ZM82 79V78H81ZM81 79H79V80H81ZM102 78H101V80H103ZM110 79V78H109ZM108 79V80H109ZM124 79V78H123ZM123 79H113L112 81H111V79L109 80V81H111L109 84L107 83V87L105 88V89H102V91L104 92V90H105V92L104 93H108L109 95H107V93H106V95L108 96V98H111V95L113 96V99H114V101L113 102H115L116 104H117V106H115V107H113V108H115V109H117V108H120V109H118V111H121L122 110V108H124L122 111V113L120 112V114L118 113V115H116V116H111V114L113 113V111H114V109L112 108V107H110V109L112 108L113 109V111H111L110 113V116H111V121H112V123L116 120V122L117 123H121L120 124V126L122 125V127L121 128H114V123H113V125L110 127L109 126V130H111L110 132H109V130L107 129V128H105L107 125H108V123H107V125L106 126H104L103 124H105V122L103 121H99V120H102L103 118V116L101 117L102 119H100V116H99V118H96V119H98V122L100 123V122H102V126H101V123H100V126L102 127V128H104L106 131L108 130V132L109 133H107V132H105L104 130H102V131H104V132H102V133H106L107 135H106V137H105V135L103 136L102 134H100L101 132V127H99L98 125L95 127V125L93 126V124H91V125H84V124H82L83 122H80L82 125H84L83 126V128H82V136H81V134H80V136H81V141H79V143L81 142V144L83 145L82 147H84V148H86V149H88L89 148V150H92V147L93 146H96L97 144H99V143H97L96 144V142L99 140V138H101L102 136L106 139H104L103 137V139L106 141H104L105 142V145H104V154H102V152L101 153H99L100 152V150L98 151V150H96V151H98V152H96L95 153V151H94V153L95 154H97L96 156H94L93 158H95V159H93V158H91V156L90 155H87L86 157H87V160L86 159H84V157H85V155L84 156H82V159L83 160H85L88 164H89V166H91V168L90 167H88V169L89 170H87V168H86V166H88V165H86V162L85 161H81L79 158L81 157V155H82V153H81V155H77L76 153H73L74 154V156H73V158H72V161H71V163L70 162H68V164H71L70 165V167L69 168H67V162H65V164H63V163H59L60 161L58 160V161H56V160H54V158L55 157H53V154L50 152L51 151V149L52 148H50V147H53L52 145L49 147V146H43V147H46V149H43L42 148V145L40 144V143H42V142H40L41 141V138H42V136H40V134H39V136L37 135H34L33 136V132H32V134H31V131H30V134L32 135V138H29L28 140H30L31 139V143H29L28 142V140H27V142L28 143H24L25 145V152L24 151H19V152H17V155H15V152H14V155L13 156H15V160L13 161V159H14V157H13V159H12V161L13 162H10L11 160H9V162L7 163V160L9 159H7V154L9 155V153H11V155L13 154V150L11 151V152H9L10 151V149H9V151H8V149L6 150V151H8L7 152V154H6V159L4 160L3 159V154H2V159L4 160V161H6V163H2L1 161H0V171L1 170H8V171H12L13 169L15 170V171H18L20 174L21 173H31L32 175H33V177H34V179L36 180L37 179V181L39 180L40 182H43L44 184H42V185H45V186H48L49 188H51L52 190H53V192L55 193V194H57L58 196H60L61 198H62V202H60L58 199L57 200H53L52 199V202L54 203L53 205H55L56 206V208H58L59 207V209L60 210H58L59 211V213H60V217H62V218H64V216H65V211L66 210H70V211H72V212H74V215H75V217H76V219L75 220H77V218H79V216L81 215V218H83V219H86V216L88 215V213H90V212H93V215H102V216H104V220H102V221H105V223L103 224V223H101V225L103 224V226L106 228V229H103V230H107V229H109L110 230V234H111V230H115V229H113L114 227H115V225L117 224V229H116V231L115 232H117V233H115V234H112L111 235V238H109V239H107V237H106V234H105V231H101V230H98L97 229V232H98V234L100 233V236H98L97 238H98V240L96 241V240H94V241H96V243L97 244H100V243H106L103 247H101V249H97V248H95V246H93V244H94V241H93V243L92 244H89V243H85L86 241L85 240H83V241H85L84 243H83V245H82V249H80L81 250V252H82V254H81V252H80V255L77 253V251H79V250H77L78 249V247L77 246H75V247H73V248H77V249H74V250H77V251H74L72 248H70L69 249V247H66V248H64V249H60V251H57V247L58 246H60V245H62V246H64V245H66V244H68V243H70V242H72L71 241V237L73 236L72 234H70V232L68 233L67 231H68V228L67 229H64L63 230V236H61L62 238L60 239V237H58L59 239L58 240H56V239H54V240H52V242H53V245H57V247H56V249L55 248H53L52 246L53 245H48V244H45V243H40L39 241L41 240V242H42V240H47L48 238H49V232H44V234H42V233H39L38 232V234H36V233H31L30 235H29V240H31V243H30V252H25V253H27V254H25L24 252V256H25V258H24V261H25V263L24 264H31V263H34V264H38V263H42V262H44V261H46V259H48V258H50V259H53L52 261H49V263L50 262H53V264H64L66 261H70V263L72 264V262L71 261H73V259L75 260V261H77L76 263H78L79 262V264H264V229H262V228H264V189H261V188H263L262 186H261V188L259 189V190H261L262 191V195L260 196V197H258V198H260V201L259 200H257V202H259L258 204H255V205H252V204H250V200L252 199L251 198V196H250V192H249V190H248V188H244V189H239L237 186H235V188H234V184L235 183H231L232 181H229L228 182V174L230 175V172H231V170H233V172L235 173V175H236V177L237 176H240L241 177V179H243L244 177H245V179H244V181L246 180V176H247V178L249 179V178H251V177H248V175L252 172H255L256 174L257 173H260L262 170H264V134H262V133H260V131L261 130H263L262 132H264V122H263V120H261L262 119V114H264V106H260L261 104H259V103H257L256 104V102L253 100V102L251 103V106H250V104L248 103V107H247V104H246V108H249V106H250V109L249 110H253V108H254V110L252 111V115H250V116H248L247 118L245 117V118H243V117H238V114H236L237 116H233V115H229V114H227V111H226V113H225V110L222 108V110H221V108H219V107H217L218 108V110H216L217 112H213L212 114H210L211 113V111H213V109L210 111V113H209V115H207L206 117V119H205V115H204V113L203 112H205V111H201V109H200V106H199V102L197 103L198 104V106H199V113H197L196 112V110H195V112L198 114V115H196V117L194 118V116H192L193 118H194V123H191L194 127H196L197 128V126H198V130H197V132H199V133H196L195 131V135H197V134H199V136L197 137V141L195 140V138H193V137H195L194 136V134H191V133H194V132H192L191 131V129H190V127H189V125H190V116L192 115V113H191V111H190V109L186 106L187 104H184L183 102H181L180 103V100H179V103H177V102H175V104L177 103V108H182V107H185L186 109H185V111H179V110H176V111H178V112H176L175 114V118H173V115H174V113H173V115L171 114V115H169V113H168V116H167V118L168 119H170L171 120V118H173L172 120H174V125L175 124H177L176 126H179L180 127V125H182V126H185V129H186V127L188 126L189 127V131H187L188 129H186V131H185V129H182L183 131H185V132H187L188 134H190V136L192 135L193 137H192V142H191V139L189 140V139H187L186 141L185 140H183V139H186V138H181L182 136H180L179 135V133H176L175 132V130L174 129H176V128H178V127H176L175 126V128L174 129H172L173 127H169L168 125H166V126H168L167 128L168 129H164V127H163V124H161L162 126L161 127H150V126H148V127H146L148 124H149V122L151 123V120L149 121V118H150V113H155V112H158L159 114H160V116H162L163 114L162 113H160V110H161V108H160V110H159V108H158V104H157V102H156V105H155V107H153V105L152 104H154L153 103V97H151L152 95H154L153 93H154V91H156V88L154 89V85L153 84H151L150 85V83H149V85H144V88H142V87H140V88H136V89H134V87H133V85H131V83H133V82H131V81H129V83L130 84H128L127 82V80H123ZM145 79H146V77H145ZM144 79V80H145ZM153 79H154V81H153ZM152 79V81H153V83L155 84V82H156V80L157 79H155V78H153ZM165 79V78H164ZM178 79H179V76L177 77V79H176V84L178 83ZM201 79H203L202 77H201ZM245 79V78H244ZM250 79V78H249ZM18 81L20 80V79H17ZM23 80V79H22ZM41 80V79H40ZM94 80V79H93ZM92 80V81H93ZM99 80V79H98ZM101 80H99L98 82H100ZM129 80V79H128ZM160 80V81H161ZM167 80H168V77H167ZM175 80V79H174ZM194 80V81H193ZM204 80V79H203ZM202 80V81H203ZM228 80V79H227ZM18 81H15V84H16V82H18ZM39 81V80H38ZM58 81V80H57ZM75 81V80H74ZM84 81V80H83ZM94 81H96L97 82V79H95ZM94 81L93 82H90V83H94ZM105 82H106V79L104 80ZM151 81V82H152ZM159 81V82H160ZM163 81V80H162ZM181 81V83H185L186 81H187V79H186V81L185 82H182V79H179V82ZM188 81H190V80H188ZM206 81H204V82H206ZM228 81V82H229ZM237 81H233V82H237ZM246 81V80H245ZM21 82V81H20ZM50 82V81H49ZM54 82V81H53ZM65 82V81H64ZM71 82V81H70ZM77 82V81H76ZM82 82V81H81ZM80 82V83H81ZM108 82V81H107ZM138 82V81H137ZM166 81H164V83H165ZM197 82V83H198ZM201 82V81H200ZM199 82V83H200ZM227 84V85H225V83ZM0 83H1V81H0ZM38 83V82H37ZM52 83V82H51ZM78 83V82H77ZM80 83H78V84H80ZM83 83V82H82ZM89 83V84H90ZM100 83H103V81L102 82H100ZM140 83V82H139ZM142 83V82H141ZM146 83V82H145ZM157 83V82H156ZM196 83V84H197ZM202 83V82H201ZM209 83V84H210ZM261 83H262V81H261ZM263 83H264V81H263ZM4 84V83H3ZM19 84V83H18ZM33 84V83H32ZM38 84H40V83H38ZM47 84V83H46ZM53 84V83H52ZM54 84H56V83H54ZM53 84V85H54ZM68 84H69V82H68ZM95 85L97 84V83H94ZM94 84H93V86H94ZM105 84V83H104ZM134 84V83H133ZM160 84H161V82H160ZM159 84V85H160ZM179 84V83H178ZM177 84V85H178ZM195 84V85H196ZM204 84V83H203ZM202 84V87L203 88H205L204 87V85ZM258 84V85H257ZM5 85V84H4ZM37 85V84H36ZM47 85H49V84H47ZM57 85V84H56ZM81 85V84H80ZM83 85V84H82ZM91 85V84H90ZM98 85V84H97ZM103 85V84H102ZM156 85V84H155ZM164 85V84H163ZM162 85V86H163ZM170 85V84H169ZM179 85H181V84H179ZM191 85V83H189V86ZM208 84L206 83V85L205 86H207ZM255 85H257L256 87H255ZM263 85V84H262ZM3 86V85H2ZM2 86H0V87H2ZM5 86H7V85H5ZM9 86V85H8ZM15 86V85H14ZM16 86H18V85H16ZM16 86H15V88H16ZM41 86V85H40ZM58 86H59V88H61L62 89V87H61V84H58ZM89 86V85H88ZM140 86H141V84H140ZM172 86V88L174 87V83L171 85ZM183 85H181L180 87H182ZM185 86V85H184ZM187 86V85H186ZM192 86V85H191ZM190 86V87H191ZM197 86H199V87H201V85H199V84H197ZM197 86H195V87H197ZM210 86V87H211ZM252 86H254L253 88H255V90H253V89H251L252 88ZM20 87V88H19ZM19 87H17L18 88V90H20L21 89V84H20V86ZM24 87V86H23ZM33 87V86H32ZM35 87V86H34ZM33 87V88H34ZM38 87V86H37ZM46 87V86H45ZM49 87H52V85L51 86H49ZM54 87V86H53ZM101 88L103 87L104 88V85L103 86H100ZM99 87V88H100ZM139 87V86H138ZM188 87V86H187ZM186 87V88H187ZM189 87V89H191V88H193V87H191L190 88ZM209 87V86H208ZM207 87V89H209V93H212V92H216V91H212L211 92V89L210 88H208ZM264 87V86H263ZM262 87V88H263ZM6 88V87H5ZM11 88V87H10ZM9 88V89H10ZM16 88V89H17ZM27 88V87H26ZM29 88H31L30 87V85H29ZM29 88H27V89H25V90H28ZM39 88V87H38ZM57 88V87H56ZM67 88V87H66ZM65 88V90L67 91V89ZM76 88V87H75ZM98 87H94V93L93 94H95V95H97V99L96 98H94L95 100H97V101H95V102H97V104H96V107L97 106H99V105H101L102 104V107L104 106V107H106L105 105H103V103L105 102V101H107V100H105V94H103L102 95V91L99 89ZM158 88V87H157ZM163 88H164V91L167 89V87H166V89H165V87L163 86ZM171 88V89H172ZM175 88V87H174ZM177 88H178V86H177ZM183 88V87H182ZM202 88V89H203ZM3 89V88H2ZM1 89V90H2ZM9 89L7 88V89H5V91H9ZM12 89V88H11ZM23 90H24V88H22ZM21 89V90H22ZM46 89H47V87H46ZM45 89V90H46ZM51 89V88H50ZM54 89V88H53ZM71 89V88H70ZM79 89H80V87H79ZM78 89V90H79ZM159 89V88H158ZM180 89V88H179ZM201 89V90H202ZM206 88L204 89V90H207ZM213 89V88H212ZM215 89H213V90H215ZM15 90V89H14ZM18 90L16 91V93H15V96L13 97L14 99L15 98H17L16 97V94H17V92H18ZM30 90V89H29ZM28 90V91H29ZM31 90H32V88H31ZM36 91H37V89H35ZM35 90H34V92H35ZM59 90V89H58ZM62 90H64V89H62ZM74 90V89H73ZM90 90H92V88L90 87ZM173 90H175V89H172V91H171V93L172 92H174ZM178 90V89H177ZM177 90H176V92H177ZM184 90H186V89H183V91ZM192 90V89H191ZM196 90V88L194 89V91ZM197 90H198V88H197ZM200 90V89H199ZM198 90V91H199ZM199 91V92H206L207 93V91ZM252 90V91H251ZM11 91V90H10ZM9 91V92H10ZM13 91V90H12ZM40 91H42V90H40ZM50 91H52V90H50ZM54 91H57V90H54ZM75 91V90H74ZM81 91V90H80ZM164 91H162V92H164ZM180 91V90H179ZM194 91H190V92H193L194 93ZM1 92H3V91H1ZM0 92V93H1ZM15 92V91H14ZM24 92H26V91H24ZM31 92V91H30ZM29 92V93H30ZM44 92V91H43ZM46 92V91H45ZM49 92V91H48ZM47 92V93H48ZM59 92H60V90H59ZM58 92V93H59ZM76 92V91H75ZM85 91H83L81 94L83 95V93H84ZM157 92V91H156ZM155 92V93H156ZM158 92H161V90L159 91L158 90ZM157 92V93H158ZM161 92V93H162ZM168 92V91H167ZM186 92H187V90H186ZM198 92V93H199ZM5 93V92H4ZM53 93H55V92H53ZM52 93V94H53ZM57 93V94H58ZM62 93V92H61ZM78 93H79V91H78ZM78 93H77V95H78ZM160 93V94H161ZM170 93V92H169ZM170 93V94H171ZM180 93H183L182 91L180 92ZM192 93V94H193ZM197 93V91H195V94ZM197 93V95H195L194 94V96H197V97H199L200 95H201V93H200V95ZM205 93V94H206ZM255 93H257V94H259V95H257V94H255ZM20 94H23V91H22V93H20ZM20 94H19V96H20ZM78 95V96H82V95ZM85 94H86V92H85ZM166 94V93H165ZM164 94V95H165ZM175 94V93H174ZM178 94V93H177ZM184 94V93H183ZM204 94V93H203ZM202 94V95H203ZM204 94V95H205ZM208 94V93H207ZM206 94V95H207ZM215 95H212V94H210L211 96H215V98H212L213 100L214 99H216V93H214ZM230 96H229V95ZM253 94H255L256 96H258V97H261V98H256V96L255 97H253V98H250V96H253ZM2 97H3V95H2V93L0 94ZM4 95H6V93L4 94ZM7 95H10L9 93L7 94ZM6 95V96H7ZM18 95V94H17ZM31 95H35L36 96V93L34 94H32L31 93ZM61 96L62 95H64V94H60ZM88 95V94H87ZM158 95H159V93L157 94V97H158ZM173 95V94H172ZM179 95V94H178ZM182 95V94H181ZM185 95H187V96H189V95H191V93L190 94H185ZM184 95V96H185ZM199 95V96H198ZM210 95H209V97H207V96H205V97H207V100H208V98H210ZM5 96V97H6ZM18 96V97H19ZM23 96V95H22ZM22 96H20L19 97V99L22 97ZM25 96V95H24ZM49 96H51V94L49 95ZM48 96V97H49ZM61 96H60V99H62L61 98ZM84 96V95H83ZM155 96V95H154ZM159 96H161V95H159ZM194 96H193V99H198L199 100V98L202 100V98L204 97V96H202V98L201 97H199V98H194ZM2 97H0V100H1V98ZM10 97V96H9ZM12 97V96H11ZM64 97V96H63ZM69 97V96H68ZM77 97V96H76ZM156 97V99L158 100V99H161L162 98V96L159 98H157ZM165 97V96H164ZM169 97H171V96H169ZM178 97H180V96H178ZM177 97V98H178ZM182 97V96H181ZM226 97L228 98L229 97V99L227 100L226 99ZM230 97H232L233 98V103H231L230 102V104H229V101H232V99L230 100ZM8 98V97H7ZM24 98V97H23ZM25 98H26V96H25ZM28 98V97H27ZM27 98H26V101H27ZM33 98H34V96H33ZM52 98V97H51ZM55 98V97H54ZM66 98V97H65ZM78 98V97H77ZM165 98H167V95H166V97ZM174 98V97H173ZM173 98H171V99H173ZM189 99H192L191 98V96L190 97H188ZM248 98H250L249 100H248ZM12 99V98H11ZM18 99V98H17ZM18 99V101H20V100H22V102H23V100L24 99H20L19 100ZM28 99H32V96H30ZM35 99V98H34ZM34 99H32V101H35ZM53 99V98H52ZM107 99V98H106ZM112 99V98H111ZM170 99V100H171ZM184 99H187V97L186 98H184ZM238 99V100H239ZM41 99L39 98V101H40ZM42 100H44V99H42ZM41 100V101H42ZM50 100V102L52 101L51 99H49L48 98V100L46 101L45 100V102H47V103H49L48 101ZM63 100H64V98H63ZM63 100H56L58 103H59V101H63ZM68 100V99H67ZM70 100V99H69ZM76 100V99H75ZM87 100V99H86ZM166 100V99H165ZM169 100V101H170ZM175 101H176V99H174ZM174 100L172 101L171 100V102L173 103L174 102ZM195 100V101H196ZM197 100V101H198ZM206 100V99H205ZM212 100V101H213ZM262 100V101H263ZM12 101V100H11ZM15 101V100H14ZM14 101H12V102H14ZM17 101V100H16ZM15 101V107H18V105L16 104L17 102ZM36 101H37V99H36ZM88 101V100H87ZM163 101V100H162ZM167 101V100H166ZM196 101V102H197ZM209 101V100H208ZM216 101V100H215ZM241 101H239V102H241ZM245 101H248V102H245ZM262 101H261V103H262ZM6 103H9L8 101H5ZM12 102H10L9 103V105H14ZM28 102V101H27ZM44 102V101H43ZM44 102V103H45ZM54 102H55V100H53V103L52 104H54ZM67 102V101H66ZM69 102V101H68ZM170 102V103H171ZM184 102H187V101H184ZM200 102H202L203 103V101H200ZM206 102V101H205ZM239 102L237 103V104H239ZM260 102V101H259ZM264 102V101H263ZM3 103H4V101H3ZM2 102H1V104H3ZM30 103H31V101H30ZM33 103H35V102H33ZM42 103V102H41ZM43 103V104H44ZM57 103V104H58ZM62 103H64V102H62ZM85 103H86V101H85ZM106 104H107V106H108V103L109 102H105ZM114 103V104H115ZM161 103V102H160ZM159 103V104H160ZM167 103L169 104V102L167 101ZM194 103V102H193ZM209 103V102H208ZM207 103V104H208ZM211 103V102H210ZM210 103H209V105H210ZM212 103H214V102H212ZM242 103H241V105H242ZM18 104H20L19 102H18ZM22 104H24V102L23 103H21V105ZM28 104H29V102H28ZM27 104V106H28V108H29V105H31V106H33L32 104H29L28 105ZM38 104H39V102H38ZM38 104H34V105H38ZM50 105V106H53V105ZM56 104V105H57ZM68 105H69V103H67ZM110 104H112V101H111V103ZM114 104H112L113 106H114ZM168 104L166 105V103L165 104H163V105H165V106H168ZM191 104V103H190ZM195 104V103H194ZM194 104H192V107L190 106V108L191 109H193L194 107ZM196 104V105H197ZM9 105H6V107L8 106L9 107ZM17 105V106H16ZM40 105V104H39ZM42 105V104H41ZM49 105V104H48ZM56 105H54L55 107H57ZM60 105V104H59ZM63 105H65L66 106V104L64 103ZM62 105V106H63ZM67 105V106H68ZM170 106H171V104H169ZM200 105H203V104H201L200 103ZM211 105H213V104H211ZM219 105V104H218ZM220 105H221V103H220ZM254 105H258V106H254ZM262 105H264L263 103H262ZM20 106V105H19ZM31 106H30V108H31ZM44 106V105H43ZM53 106V107H54ZM66 106V107H67ZM121 106H122V108H121ZM197 106V107H198ZM0 107H1V105H0ZM3 107V106H2ZM5 107V106H4ZM3 107V108H4ZM5 107V108H6ZM14 106H12V108H13ZM15 107L12 109V108H10V109H12L11 111H13V110H15ZM20 107H22V106H20ZM35 107V106H34ZM33 107V108H34ZM37 107V106H36ZM41 107V106H40ZM47 108L48 106L45 104V106L44 107H42V108ZM52 107V108H53ZM66 107H63V108H65L66 109ZM100 107V106H99ZM99 107H97V108H99ZM101 107V108H102ZM103 107V108H104ZM117 107V108H116ZM157 107V108H156ZM205 107V106H204ZM210 107V106H209ZM214 107V106H213ZM224 107V106H223ZM241 107V106H240ZM243 107V106H242ZM251 107H252V109H251ZM260 107H262V108H260ZM23 108V107H22ZM25 108V107H24ZM23 108V109H24ZM29 108V109H30ZM38 108V107H37ZM41 108V109H42ZM48 108H51V107H48ZM153 108H155L156 110H153ZM165 107H163L162 108V110H161V112L163 111V110H165L164 109ZM195 108H196V106H195ZM216 108V109H217ZM239 108V107H238ZM1 109V108H0ZM7 109V108H6ZM16 109H18V108H16ZM39 109V108H38ZM56 109V111L58 112V109L57 108H55ZM63 110V112H65L66 110ZM109 109V110H110ZM205 109V108H204ZM226 109V108H225ZM231 109V108H230ZM261 109H263V110H261ZM5 110V109H4ZM4 110H0V133H1V135H0V153H4L5 152V144L7 143V142H10L12 139V137H14V136H17V135H14L13 136V134H15L16 132H17V134H18V131H12L11 130V128L9 127V126H7L8 124H4L3 122H6V121H3L2 122V119H4V117H7V120H9V121H11L14 117H12L11 115L12 114H14L13 112L12 113H9V109L6 111H4ZM20 110V109H19ZM22 110V109H21ZM37 110V109H36ZM50 110V109H49ZM54 110V108L52 109V110H50L51 112ZM61 110H62V108H61ZM67 110H68V108H67ZM84 110H87V109H83V112H84ZM100 110V109H99ZM98 110V111H99ZM104 110V109H103ZM171 110V109H170ZM181 110V109H180ZM182 110H183V108H182ZM203 110V109H202ZM206 110V109H205ZM220 110V111H219ZM224 110V111H223ZM16 111V110H15ZM18 111V110H17ZM16 111V112H17ZM23 111V110H22ZM21 111V112H22ZM28 111V110H27ZM30 111V110H29ZM28 111V112H29ZM31 111H32V116H35L36 114H34L35 112H33V109H31ZM35 111V110H34ZM38 111H40V110H38ZM41 111H43V110H41ZM44 111H45V109H44ZM46 111H48V110H46ZM45 111V112H46ZM55 111V110H54ZM53 111V112H54ZM117 110L115 111V113H117L118 112ZM153 111H155V112H153ZM193 112H194V110H192ZM207 111H209V110H207ZM230 111V110H229ZM247 111V110H246ZM15 112V113H16ZM82 112V111H81ZM82 112V113H83ZM163 112H165V111H163ZM195 112H194V115H195ZM231 112V111H230ZM235 111H233V113H234ZM48 113V112H47ZM46 113V114H47ZM68 112L66 111V114H67ZM84 113H88V112H84ZM94 113V112H93ZM100 113V112H99ZM108 113H109V111H108ZM249 113H251V112H249ZM55 114V113H54ZM53 114V115H54ZM56 114H58V113H56ZM89 114V113H88ZM114 114V113H113ZM122 114V116L120 117L119 115H121ZM133 114V115H132ZM248 114V113H247ZM18 114L16 113V116H17ZM52 115V117H54ZM59 115H62V114H59ZM84 115V114H83ZM98 115H100V114H98ZM153 115V114H152ZM151 115V116H152ZM155 115V114H154ZM157 115V114H156ZM155 115V116H156ZM167 115V114H166ZM249 115V114H248ZM15 116V115H14ZM47 117H48V114L46 115ZM49 116H51V115H49ZM58 116V115H57ZM79 116V115H78ZM85 116V115H84ZM93 116V115H92ZM104 116H105V114H104ZM239 116H240V114H239ZM245 116V115H244ZM18 117V116H17ZM27 117H29V115L27 116ZM39 116L37 115V117H35V118H38ZM60 118L62 117V118H65V117H63V116H59ZM58 117V118H59ZM94 117H96V115H95V113H94ZM114 117H116V119H114ZM165 117V116H164ZM164 117H162V119L164 118ZM191 117V118H192ZM197 117H198V120H197ZM30 118V117H29ZM58 118H56L57 120H59ZM109 119H110V117H108ZM129 118H130V120H129ZM192 118V119H193ZM199 118H200V120H199ZM17 119V118H16ZM25 119V118H24ZM23 119V120H24ZM53 118H51V120H52ZM95 119V118H94ZM108 119V120H109ZM158 119V118H157ZM18 120V119H17ZM17 120H13V121H17ZM29 120V123H31L30 122V119H28ZM28 120L26 121V122H28ZM54 120V119H53ZM79 120V119H78ZM103 120H105L106 121V117H105V119H103ZM149 122H148V121ZM19 121V120H18ZM64 120H61V123H60V125L62 124V122H63ZM154 121V120H153ZM152 121V122H153ZM155 121H156V119H155ZM159 121H161V120H159ZM163 121V120H162ZM167 121V120H166ZM192 121V122H193ZM22 122V121H21ZM52 122V121H51ZM78 122V121H77ZM108 122V121H107ZM115 122V123H116ZM138 122V123H137ZM146 122H148V124H146ZM167 122H169V121H167ZM166 122V123H167ZM171 122V121H170ZM10 123V122H9ZM13 123V122H12ZM28 123V124H29ZM79 123V122H78ZM85 123H87V122H85ZM98 123V124H99ZM110 123V122H109ZM111 123V124H112ZM154 123V122H153ZM158 123V122H157ZM172 123V122H171ZM170 123V124H171ZM14 124H15V122H14ZM20 124H22L21 125V127L20 128H22V129H24L25 127V123H24V121L22 122V123H19V125ZM27 124V123H26ZM28 124H27V126H28ZM46 124H47V122H46ZM49 125H51V124H54V123H48ZM65 124V123H64ZM77 124V123H76ZM145 124H146V126H145ZM155 124V123H154ZM154 124H150V125H154ZM167 124H169V123H167ZM169 124V125H170ZM16 125V124H15ZM15 125H12V126H15ZM19 125L17 126V127H19ZM24 125V126H23ZM78 125V124H77ZM80 125V124H79ZM158 125V124H157ZM164 125V126H165ZM171 125H173V124H171ZM48 126V125H47ZM53 125H51L50 127L52 128V130L54 129L53 127H52ZM144 126L146 127V128H144ZM50 127H48V128H50ZM54 127H55V125H54ZM114 129H113V128ZM187 127V128H188ZM32 127H30V129H31ZM57 128V127H56ZM166 128V127H165ZM192 128V127H191ZM21 129V131H23ZM26 129H27V127H26ZM28 129H29V127H28ZM120 129H122V132H120V133H118L117 132V130H119L120 131ZM179 129V128H178ZM181 129H179L181 132H182V130ZM14 130V129H13ZM31 130H33V129H31ZM193 130V129H192ZM20 131V130H19ZM27 131V130H26ZM36 131V130H35ZM58 131H59V129H58ZM124 131V132H123ZM177 131V130H176ZM179 131V132H180ZM191 131V132H190ZM29 132V131H28ZM52 132V131H51ZM60 132V131H59ZM114 132H116L115 134L116 135H114V134H111V133H114ZM176 134H178V135H176ZM190 132V133H189ZM24 133V132H23ZM37 133V132H36ZM40 133V132H39ZM53 133V132H52ZM57 133V132H56ZM74 133H75V131H74ZM77 133V132H76ZM118 133V134H117ZM130 133H133V137L132 138H130V135H132V134H130ZM187 133H185V136H188V135H186ZM20 134L22 135V133L20 132ZM59 134H61V133H59ZM182 134H184V132L182 133ZM19 135V134H18ZM25 135H27V134H25ZM28 135H29V133H28ZM42 135V134H41ZM100 135H101V137H100ZM23 136V139L25 140V136H24V134L22 135ZM43 136H45V134H43ZM74 136H75V134H74ZM77 136V135H76ZM75 136V137H76ZM79 136V137H80ZM190 136L189 137H187V138H190ZM21 137V136H20ZM28 137V136H27ZM75 137H74V139H75ZM15 138V137H14ZM19 138V136L17 137V139ZM44 138H46L47 139V137H43V140L42 141H44ZM49 138V137H48ZM57 138H58V133H57ZM73 138V137H72ZM78 138V137H77ZM101 138V139H102ZM20 139V138H19ZM22 139V138H21ZM20 139V140H21ZM53 139H54V137H53ZM101 139H100V142H101ZM16 140V139H15ZM20 140H18V141H20ZM24 140H22L23 142H25ZM50 140H52V138L50 137L49 138V141ZM189 140V141H188ZM194 140V141H193ZM17 141V140H16ZM45 141H47V140H45ZM76 141V140H75ZM23 142H22V144H23ZM51 143L53 142V141H50ZM55 139H54V144H55ZM73 142V141H72ZM99 142V141H98ZM49 143V142H48ZM47 143V144H48ZM51 143H49V144H51ZM78 143V144H79ZM102 143H103V141H102ZM21 144V143H20ZM18 145L17 147H21V146H23V145ZM43 144V143H42ZM96 144V145H95ZM257 144V145H256ZM9 145V144H8ZM7 145V147L8 148H10V147H12V144H11V146L9 147ZM41 145V146H40ZM44 145H46V144H44ZM97 146H99V145H97ZM100 146L102 147L103 145H101L100 144ZM13 147H14V145H13ZM70 147V146H69ZM76 146H74L73 145V147H72V149L73 148H75ZM15 148V147H14ZM13 148V149H14ZM23 149H21V150H24V147H22ZM45 151V153L47 154V157H46V167L44 168L45 169V171H39V170H37L36 168H35V170H37L35 173L34 172H31L30 170H27L25 167L28 165L30 168H32L31 166H30V162H29V164H28V162L27 161H39V158H41L42 157V155H41V153H42V149ZM16 149V148H15ZM19 149V148H18ZM50 149V150H49ZM76 149V148H75ZM94 149V148H93ZM96 149H98V147L96 148ZM102 150H103V148H101ZM53 150H55V149H53ZM52 150V151H53ZM67 150H69L68 148L66 149V151ZM95 150V149H94ZM43 151V152H44ZM56 151V150H55ZM77 151V150H76ZM57 152V151H56ZM72 152V151H71ZM90 152V151H89ZM4 154V155H5ZM45 154V155H46ZM68 154V153H67ZM1 155V154H0ZM71 155H72V153H71ZM70 155V156H71ZM91 155H93V153L91 154ZM78 156H79V158H78ZM90 156V157H89ZM24 158V159H26L27 161V165L25 164V160H24V162H19V158ZM44 157V156H43ZM85 157V158H86ZM253 157H255L254 158V163L252 162V159H253ZM43 159V158H42ZM69 159V158H68ZM80 160V161H79ZM68 161V160H67ZM84 162H85V166H84ZM233 162H236V168L234 167L233 168ZM21 163H23V164H25L24 166L25 167H22L23 166V164H21ZM58 163V166L56 167V169H60L61 167H64L62 170L63 171H65V170H70V171H68V173L66 174V175H64L63 174V176H65L64 178L62 177V175L59 177L58 175L57 176H52V175H50L51 174V172H54V170H56V169H54V167H55V165ZM33 164V163H32ZM31 164V165H32ZM235 165V164H234ZM35 166V165H34ZM39 165H37L36 164V166L35 167H38ZM40 167V166H39ZM38 167V168H39ZM7 171V172H8ZM13 172V171H12ZM61 172V171H60ZM2 174V173H1ZM20 174H18V175H20ZM46 174V175H45ZM7 175H9V174H7ZM232 175V174H231ZM258 175V174H257ZM2 176V175H1ZM0 176V177H1ZM27 176V175H26ZM242 176H244L243 178H242ZM254 176H256V175H254ZM253 176V177H254ZM259 176V175H258ZM236 177H235V180H236ZM240 177H239V179H237V181L239 180H241L240 179ZM8 178V177H7ZM11 178V177H10ZM31 178V177H30ZM30 178H28L29 179V182H31L30 181ZM230 179H231V177H229ZM255 179H256V177H254ZM260 178V177H259ZM13 179V178H12ZM11 179V180H12ZM247 179V180H248ZM3 180V179H2ZM2 180H1V182H2ZM10 180V179H9ZM17 180H19V178L17 179ZM32 180V179H31ZM232 180V179H231ZM7 181V180H6ZM24 182L22 183V186H23V188L20 190V189H18V188H15V191L13 192V194L11 193V195L9 194L8 195V192L14 187H11L12 185L10 184V185H7L6 183V185L7 186H4V187H2L1 186V183H0V193H1V195H2V198H3V200H7V203H9V204H11V203H13L14 202V200L17 202L18 200H20V202L22 201V202H24V204L26 203H28V204H30V202H31V204H32V206H30V205H28L27 204V206H29V207H33L34 206V204L35 203H37V205L35 204V206L37 207L38 206V208H39V205H40V207H41V205L42 204H44V203H42V202H44L45 200H44V198H43V196H45L46 194L48 195L49 193H45V195L43 194V196L40 194L41 192L43 193V191H42V186L39 188V186H34V187H32V185L30 186L29 184V182L28 181H26L25 182V180H23ZM119 181V182H118ZM243 181V180H242ZM250 181H253V179H250L249 180V182ZM256 181V180H255ZM258 181V180H257ZM8 182V181H7ZM11 182V181H10ZM13 182V181H12ZM22 182V181H21ZM20 182V183H21ZM63 182H65L66 183V185L71 189V191L69 192V191H67V189L66 190H64V188L63 187H60L61 186V184H63ZM121 182V183H120ZM29 183V184H28ZM34 183V182H33ZM239 183V182H238ZM14 184V183H13ZM246 184H248V182L246 183ZM250 184H251V182H250ZM256 184V183H255ZM15 185H17V182H16V184ZM35 185H37V184H35ZM252 185L254 186V183H252ZM262 185V184H261ZM263 185H264V182H263ZM251 186V185H250ZM249 186V187H250ZM250 187L253 191H254V187ZM47 187V188H48ZM66 187V186H65ZM223 187H225V190L224 191H222V188ZM242 187V186H241ZM240 187V188H241ZM256 187H257V185H256ZM256 187H255V189H256ZM21 188V187H20ZM45 188V187H44ZM43 188V189H44ZM14 189V188H13ZM12 189V190H13ZM115 189V193H113L112 191ZM256 190V192L257 191H259V190ZM21 191H22V194H19V195H21V196H18V194H16L17 192L19 193H21ZM260 192V191H259ZM224 193V194H223ZM261 193V192H260ZM74 194H76L80 199L81 198H85V199H83V200H85L84 201V203L86 202L87 204H88V208H86V209H84V208H79V205L80 204H78L77 203V199H78V197H77V199H75L74 197H73V195ZM251 194H252V192H251ZM46 195V196H47ZM53 195V194H52ZM245 195H248L247 196V199L249 200H244L243 198L245 197ZM101 196V197H100ZM148 196H150L149 198H150V200L149 199H147L148 198ZM257 196H258V194H257ZM1 197V196H0ZM17 197V198H16ZM47 197H49V195L47 196ZM56 197V196H55ZM1 198V199H2ZM16 198V199H15ZM57 198V197H56ZM137 198V199H136ZM146 199L149 201V203L148 202H146ZM207 199H208V201H207ZM82 200V199H81ZM81 200L80 201H78V202H81ZM87 200V201H86ZM254 200V199H253ZM252 200V201H253ZM48 201H50V199L48 200ZM133 202V203H135L134 205H132L130 202ZM2 202V201H1ZM6 202V201H5ZM19 202V201H18ZM17 202V203H18ZM255 202V201H254ZM4 203V202H3ZM7 203H5V211L6 210H9L8 209V205L9 204H7ZM15 203V202H14ZM39 203H41V204H39ZM84 203H82V204H84ZM85 203V204H86ZM126 205H125V204ZM7 204V205H6ZM16 204V203H15ZM22 204V203H21ZM39 204V205H38ZM108 204V206H106V205ZM0 205L2 206V204L0 203ZM17 205V204H16ZM15 205V206H16ZM72 205H75L77 208H78V211L76 210H74L73 208H76L75 206H73L72 207ZM10 206V205H9ZM14 205H13V208L15 207ZM23 206H26V205H23ZM54 206V207H55ZM81 206V205H80ZM7 207V208H6ZM29 207H28V209H29ZM43 207H47V206H43ZM42 207V209L43 210H41L40 208V210H41V215L42 216H44L46 219H48V218H54V217H56V219L57 218H60L59 217V215H54L55 214V212H54V214L53 215H51L50 213H44V209H45V212H46V208H43ZM85 207H87V206H85ZM23 208H25V207H23ZM27 208V207H26ZM34 208V207H33ZM56 208H55V210H56ZM15 209H16V207H15ZM32 209V208H31ZM30 209V210H31ZM50 209V208H49ZM48 208H47V210H49ZM1 210H4L3 209V206H2V209H0V211ZM11 210V209H10ZM14 210V209H13ZM12 210V211H13ZM22 210H24V209H22ZM36 210H37V208H36ZM11 211V212H12ZM20 211V210H19ZM26 211V210H25ZM28 211V210H27ZM27 211H26V213H27ZM33 211H35V208H34V210ZM39 211V210H38ZM37 211V212H38ZM199 211H201V213L200 214H198V212ZM9 213L8 211H7V214L9 215H7L5 212V214L8 216V217H15V216H12L13 214L12 213ZM15 212V211H14ZM22 212V211H21ZM24 212V211H23ZM29 212V211H28ZM36 212V211H35ZM35 212H29V213H27V214H35ZM36 212V213H37ZM47 212H49V211H47ZM57 212V211H56ZM0 213H3V211L2 212H0ZM3 213V214H4ZM25 212L23 213L24 215L26 214ZM40 213V212H39ZM118 213H120L119 215H117ZM4 214V215H5ZM16 214H17V216H18V214L19 213H17L16 212ZM21 214V213H20ZM57 214V213H56ZM0 215H2V214H0ZM15 215V214H14ZM23 215V216H24ZM36 215V214H35ZM33 216L32 218H34V217H36V216ZM114 215L117 217V216H119V217H117V219H118V222L119 223H117L116 222V220L114 221L113 219H115L116 217H114ZM22 216V214H21V217H22V222L24 223V220L25 219H23L24 217ZM39 216V215H38ZM89 216V215H88ZM87 216V217H88ZM1 217L2 216H0V219H1ZM8 217H2V218H8ZM26 217H27V215H26ZM29 217V216H28ZM92 217V216H91ZM17 218H19V217H17ZM16 217H15V219H14V222L16 221V219H17ZM31 218V219H32ZM61 218V219H62ZM119 218H121L120 220H119ZM5 219V220H6ZM21 219V218H20ZM26 219H28V218H26ZM103 219V218H102ZM4 220V219H3ZM9 220H11V218H9ZM30 220V219H29ZM28 220V221H29ZM34 220V219H33ZM87 220V219H86ZM47 221V220H46ZM46 221H44V222H46ZM60 221V220H59ZM78 221V220H77ZM76 221V222H77ZM93 221V220H92ZM9 222H11V221H9ZM8 222V220H7V223H9ZM13 222V221H12ZM11 222V226H12V224H14V223H12ZM18 222H19V220H18ZM26 222H27V220H26ZM31 222V221H30ZM115 222H116V224H115ZM4 223H6V222H4ZM3 223V224H4ZM6 223V225H7V227L8 228H10L9 226H8V224ZM17 222H15V224H16ZM58 223H60V222H58ZM62 223V222H61ZM72 223H74V222H72ZM77 223H79V222H77ZM1 224V223H0ZM14 224V225H15ZM20 224H22V223H20ZM27 224V223H26ZM71 224V223H70ZM69 224V225H70ZM74 224H76V223H74ZM5 225V224H4ZM13 225V226H14ZM23 225V224H22ZM78 225V224H77ZM76 225V227H78ZM94 225H95V223H94ZM16 226H17V224H16ZM1 227V226H0ZM2 227H3V225H2ZM6 227V226H5ZM6 227V228H7ZM18 227V226H17ZM21 227V226H20ZM19 227V228H20ZM44 227V226H43ZM46 227H47V224H46ZM60 228H61V226H59ZM58 227V228H59ZM67 227H69V226H67ZM75 227V226H74ZM7 228V229H8ZM13 228V227H12ZM15 228V227H14ZM70 228V227H69ZM1 229V228H0ZM3 229V228H2ZM6 229V230H7ZM11 229V228H10ZM43 229V228H42ZM57 229V228H56ZM77 229H79V228H77ZM81 229V228H80ZM9 230V229H8ZM19 230V229H18ZM45 230V229H44ZM58 230H60V229H58ZM69 230H71V229H69ZM76 230V229H75ZM78 231H80V230H78ZM56 232L57 231H55V235H56ZM76 232H77V230H76ZM15 233V232H14ZM20 233V232H19ZM59 233V232H58ZM60 233H62V231L60 232ZM73 233H75L74 232V230H73ZM78 233V232H77ZM89 233V232H88ZM91 233V232H90ZM94 233H95V229H93L92 230V233L91 234H89V236L90 235H94ZM106 233H109V231L108 232H106ZM1 234V233H0ZM9 234V233H8ZM41 235L39 238L37 237V235ZM79 234V233H78ZM109 234V235H110ZM3 235V234H2ZM12 235V234H11ZM18 235V234H17ZM82 235V234H81ZM254 235V236H253ZM22 236V235H21ZM74 236H75V234H74ZM79 236V235H78ZM95 236V235H94ZM258 236V237H257ZM2 237V236H1ZM12 237H13V239H14V237H15V234H14V236L12 235ZM12 237H8L10 240L9 241H12ZM23 237V236H22ZM52 237V236H51ZM56 237V236H55ZM77 237V236H76ZM81 237V236H80ZM83 237V236H82ZM93 237V236H92ZM257 237V238H256ZM25 238V237H24ZM52 238H54V236L52 237ZM94 238V237H93ZM26 239V238H25ZM88 239V238H87ZM91 239V238H90ZM18 240V239H17ZM22 240V239H21ZM28 240V239H27ZM39 240V241H38ZM73 240H75V239H73ZM4 241H6L5 240V238H4V240L3 239H0V250L2 251V249L5 251V253H7L6 255H5V253H4V251H3V253L1 252L0 254L2 255V254H4V255H2V256H5V257H7L6 258V260L5 261H7L8 260V258H10L11 257V261H10V259H9V261L10 262H14L13 260H12V258L15 260V261H18V260H16V257H13V256H15V255H13L14 253H15V251L13 252V254H12V252H10L9 253V250L10 249H12V248H10L9 249V247H7L8 245H10L9 243L10 242H8V245H6L7 243H5ZM82 241V242H83ZM88 241V240H87ZM103 241V242H102ZM7 242V241H6ZM21 243V245L22 246H24V243L25 242H22V241H20ZM27 242V241H26ZM29 242V241H28ZM73 243H74V241H73ZM13 244V243H12ZM15 244H16V241H15ZM71 244V243H70ZM26 245V244H25ZM80 245V244H79ZM101 245V244H100ZM13 246V245H12ZM67 246V245H66ZM81 246V245H80ZM79 246V247H80ZM14 247V246H13ZM17 247V246H16ZM15 247V248H16ZM20 248V247H19ZM29 248H27V249H29ZM68 248V249H67ZM17 249V248H16ZM54 249V250H53ZM12 250H15V249H12ZM18 250V249H17ZM16 250V251H17ZM21 253V252H20ZM20 253H19V255H20ZM22 253V254H23ZM16 254V253H15ZM21 254V255H22ZM12 255V256H11ZM19 255H16V256H18V257H20ZM23 256V255H22ZM22 256L20 257V258H22ZM19 258V259H20ZM5 259V258H4ZM20 261V260H19ZM9 262V263H10ZM62 262H64V263H62ZM45 263V262H44ZM75 262H73V264H74ZM6 264V263H5ZM52 264V263H51ZM66 264H67V262H66Z\"/></svg>","mask_w":264,"mask_h":264},{"label":"rangeland","instance_id":"2","mask_svg":"<svg viewBox=\"0 0 264 264\" xmlns=\"http://www.w3.org/2000/svg\"><path fill=\"white\" fill-rule=\"evenodd\" d=\"M0 1H3L4 3H7V6H8V10H5V12H9V10H11V8L12 9H14L15 7V9L14 10H11L10 12L11 13H15L16 15H18L16 18H21L20 20H21V22L24 20V18L22 19V11L21 10H19V11H17V9H21V7L20 6H27V7H30V6H33V8H35V6L37 7V9L35 10H33V12H30L29 14H27V13H25L24 15H23V17H26L27 15L29 16H27V18H25V20H26V23H25V20L22 22V23H25V24H27V25H25L24 24V26H23V24L20 22V20L19 19H16L15 18V14H14V17H10V16H12L13 14H10V12L8 13V14H4L5 15V18H4V20L2 21L3 23H0V24H3V26H4V23H8V26H9V28L7 27V24H5V26L3 27L2 25H0V34H1V44H2V46H4V47H0V48H2V50H0V53H1V55L0 56H2V57H0V58H2L3 60H5L4 62L5 63H7V66H9V67H7L6 65H5V63L3 64V60L2 59H0V62H1V65H0V76H2L3 75V77H1L0 78V81H1V83H0V86H2V87H0V92L1 91H3V92H1L2 93V95H3V97L0 95V97H2L1 98V100H0V105H1V109L0 110H8L9 111V113H14V114H12L11 116L12 117H14L11 121H9V120H7V117H4V119H2V122L3 121H6V122H3L4 124H8L7 126H9L10 128H11V130L14 132H16V131H18V134H17V132L15 133V134H13V136L14 135H17V136H14V137H12L11 139V141L10 142H7L6 144H5V152L4 153H0L1 155H0V161L2 162V163H6V161H4L5 159H6V157H7V163L9 162V160H11L10 162H13L16 158H15V156H13L14 155V152H15V155H17V152H21V151H26L25 149V144L24 143H31V139L30 140H28L29 138H32V132H33V136L34 135H38L39 136V134H40V136H42V138H41V141L40 142H42V143H40L41 145H42V148L43 149H46V147L47 146H51L52 144V146L53 147H50V148H52L51 149V153L53 154V157H55L54 158V160H56V161H60L59 163L61 164V163H63V164H65V162H67L66 164H67V168H69L70 167V165L71 164H68V162H70L71 163V161H72V158H73V156H74V154L73 153H76L77 155L79 154V155H81V153H82V155H81V157L79 158V156H78V158L81 160V161H85V160H83L82 159V156H84L85 155V157L87 156V155H90L91 156V158H93L94 156H96L97 154H95L96 152H98L99 150H100V152L99 153H101L102 152V154H104L103 152H104V145H105V138L103 137L104 135H105V137H106V133H102V132H107V133H109L111 130H109V126L111 127L112 125H113V123H114V128H118L119 126H120V124L119 123H117L116 122V120L112 123V121H111V116H116V115H118V113L120 114V112L122 113L124 110V108H122V106H121V108H122V110L121 111H118V109H120V108H117V109H115V108H113V107H115V106H117V104L115 103V102H113L114 101V99H113V96L111 95V98H108V96L107 95H109L107 92V95H106V93H104L105 92V88L107 87V83L109 84L113 79H123V80H127L128 82V84H130L131 82H133V83H131V85H133V87H134V89H138V88H140V87H142V88H144V85L146 84V85H149V83H150V85L151 84H153L154 85V89L156 88V91L158 92V90L160 91L161 90V92L162 91H164V88H163V86L165 87V89H166V87H167V89L164 91V92H158L159 93V95H161L162 96V98L161 99H156V97H157V92L156 91H154V95H152L151 97H153V103L154 104H152L153 105V107H155V105H156V102H157V104H158V108L160 107L161 108V110H162V108L163 107H165L164 109L165 110H163V111H165V112H161V110H160V108H159V110H160V113H162L163 115L162 116H160V114L158 113V112H155V111H153V112H155V113H150V118H149V121L151 120V123L152 124H154V125H150L151 123L149 122V124H148V122H146V124H148L147 126H146V124H145V126L146 127H148V126H150V127H161L162 125L161 124H163V127H164V129H168L169 127L171 128V127H173L172 129H174L175 128V126L177 125V124H175L174 125V120H172L173 118H175V113L176 112H178V111H176V110H179V111H185V107H182L183 108V110H182V108H177V103H179V100H180V103L181 102H183L184 104H187L186 106L190 109V111H191V113H192V115L190 116V125H189V127H190V129H191V131L192 132H196V133H199V132H197V130H198V126H197V128L196 127H194L191 123H194V118L196 117V115H198L197 113H199V106H200V109H201V111H205V112H203L204 113V115H205V119L207 118L206 116L207 115H209V113H210V111L213 109V111H211V113L210 114H212L214 111L215 112H217L216 110H218V108L217 107H219V108H221V110H222V108L225 110V113H226V111H227V114H229V115H233V116H237L236 114H238V117H243V118H247L248 116H250V115H252V111L254 110V108H253V110H249L250 109V106H251V103L253 102V100L255 101V98H253V97H255L256 95L255 94H257V93H255V94H253V96H250V98H253V99H250V98H248V100L250 99L251 101H250V103L248 102V101H245V102H248L249 104H250V106H249V108H246L245 106H246V104H247V107H248V103H246L245 105H243V103H242V101L239 99H237L236 98V101L234 102V104H236V105H238V106H234L233 104H230V102L231 103H233V98L232 97H230V100L232 99V101H229V104L231 105V106H228V102L227 103H222L221 101H219L218 100V102H217V97H218V99H220V97L218 96V95H220V93H218V90L220 89L221 90V88L220 87H218L219 89L217 90V89H215V88H217L216 86H211V83L210 82H213V81H211L212 80V75H213V71L212 70H215V67H216V65H217V63L216 62H218L219 64L221 63V64H223V66L224 67H222L221 66V64L219 65L218 64V69H217V67H216V70H220V72H218V73H220V76L222 75V76H227L226 77V79L224 78V77H222V78H224L227 82V84L228 83H230V81H229V78L230 79H232L231 81V86L229 85L228 86V88L229 87H233V86H235V84H243L244 82L247 84H249V81L251 80H254L255 78L257 79V80H254V81H259V77H261V75L259 74H257V73H259L258 72V64H261V62H262V65H264V58H263V56H261L263 53L262 52H260V51H257L256 49H253V51H254V53L255 54H253V51H251V56H249V58L250 59H240L243 63L242 64H244V65H242V64H240L241 62L239 61V60H237L236 62H235V60H234V58H232L231 56V53H227V55L225 54V56H224V54H222V53H220V51H216L218 48H220V44L222 45H225V44H228V42H230V38H231V35H232V37L234 36V34H235V32L236 31H239V27H237V29H233L234 27L236 28V26L238 25V20H242V19H247V15L248 16H250V15H252V16H250V17H248L249 19V21H250V23L248 24V26H247V29H245L244 28V30H242L241 32H236L237 33V37H239L240 39L243 37V36H250L251 35V37H254L255 35L253 34V32L255 33V31L253 30L254 29V27L253 26H260V25H263L264 24V20H263V18H264V0H256L257 1V3H259L258 1H260V3H259V5L260 4H262V6L261 7H259V5L254 1V0H249L250 1V5L252 4L253 5V7H251L250 5H249V1L247 2L246 0V2H247V4L246 5H248V6H246V7H249L250 6V9L251 10H253V11H251V12H249L250 10L249 9H247V8H244L245 7V4H242L244 7H243V9H246L247 10V12H249V13H246L245 15H244V17L243 16H238L237 15V12H235L234 10H232L233 8H231L230 9V7H232L233 5H234V3L236 2L235 0L232 2L231 1V3H233V4H231L232 6H229L230 4H228V6H227V4L225 5V4H222V3H226V2H224V1H227V0H215V2H217V1H220L219 3L217 2V3H215L214 1H212V2H210V4H209V6H208V4H206L208 7H207V9L209 10L210 9V7H211V9L210 10H212L210 13H212V14H207V12L206 13H204L205 11H207V9L205 10V11H203L202 10V7H201V4L200 3H197L196 2V0H176V1H174V0H158L159 1V3H158V1L156 2L155 0L153 1L152 0V2H150V0H149V4L151 5H149L148 4V0H147V3H146V0H144L145 2H143V0L142 1H139V0H133V1H136V2H134L132 5V7L130 6V4H128L129 2H128V0L126 1V0H123V1H121V0H103V2L101 1V0H97V1H99V3L97 2V3H94L95 1L94 0H92V2L90 1V0H88V1H86L85 0V2H84V0H82V1H80V0H73V1H75V3H77V4H75V9H77V10H74V12H76L78 15H82V14H84V17H82L81 16V19H84L85 18V16L88 18V19H91L93 22L97 19V21L96 22H98V24H100L99 26H97L98 24H96V26H95V22L93 23L91 20H90V24H88L87 25V23H89V21H88V19L87 18H85L84 20H82V22L83 23H85L86 25H84L83 23H81L80 24V26H82L81 28L79 27V25H70V26H68V28L66 27V28H62L64 31L67 29H69L68 30V32L72 35V34H75V40H74V42L76 43V41H77V43H79V41H80V43L78 44V46L80 45V47H77L78 49L80 48V49H83V50H87V49H93V51L95 50L94 49V45H95V47H98L95 51L96 52H102V54L101 55H99L100 53H96V54H94V55H96L95 56V58L97 57V59H99V61H97V59H95L97 62L95 63V60L94 59H90L89 60V58L87 57V58H84V57H82L81 55V51H83V50H80L79 49V51H77L76 49H74V52L72 51V57H71V60H73V61H71L70 59H65L64 57V53H63V50L65 49V47L66 48H68V46L66 45V44H68V45H70V46H73V44H74V42L72 41V39L71 38H68V39H66L65 40V38H67V35H65L66 37H64V34L62 33V29H61V32H60V35L58 34L59 32H57L56 31V29H58L57 28V26H53L54 24H56L58 21H64V18L66 17L67 19H69V18H71V15H72V13H70V17L68 18V16H69V14L68 15H66V14H56L55 15V13H56V11H55V13L53 14V11L55 10V8L58 6V7H60V6H64L68 1L67 0H59V2L58 1H55V0H41V1H39V0H37V1H39V2H37L36 0H22V1H14V0H6V1H4V0H0ZM9 1V2H8ZM72 0H70L69 2H71ZM80 1V2H79ZM94 1V2H93ZM105 1V2H104ZM108 1H109V3H108ZM119 1H121V2H119ZM139 1V2H138ZM174 1V2H173ZM201 1H203V0H198V2H201ZM221 1H222V3H221ZM244 1V2H245ZM22 2V3H21ZM32 2H34V3H32ZM37 2V3H36ZM44 2V3H43ZM79 2V3H78ZM81 2H83V3H81ZM86 2H88V4H86ZM111 2V3H110ZM126 2V3H125ZM137 2L140 4V2H143L144 3V6H143V4H141V5H139V4H137ZM153 2H155V3H153ZM176 2V3H175ZM244 2H242V3H244ZM245 2V3H246ZM252 2H254V3H256L255 4V6L256 5H258V7L256 6V9L257 8H259L258 10H256L254 7V3H252ZM12 3V4H11ZM14 3V4H13ZM65 3V4H64ZM85 3V4H84ZM94 3V4H93ZM105 3V4H104ZM107 3V4H106ZM146 3V4H145ZM158 3V4H157ZM173 3V4H172ZM195 3V6L193 5ZM215 3V4H214ZM227 3H230V2H228L227 1ZM8 4H11V5H8ZM74 4V3H73ZM93 4V5H92ZM96 4H98V5H96ZM104 4V5H103ZM119 4V6H118V8L116 7L117 5ZM122 4H123V6H122ZM125 4V5H124ZM152 4H156L155 6H152ZM161 4H163V5H161ZM176 4V5H175ZM192 4V5H191ZM200 4V5H199ZM218 6H217V5ZM16 5V6H15ZM44 5V6H43ZM76 5H77V8H76ZM85 7H87V8H83L84 6ZM113 5V6H112ZM116 5V6H115ZM136 6V8H137V5H138V7L139 8H137V10H136V8H135V6ZM146 5H149L148 7L146 6ZM170 5V6H169ZM212 5H214L215 7H218V8H215L214 6L212 7ZM222 5H225V7H221ZM236 5H240V4H236ZM14 8H13V7ZM89 6H90V9H89ZM96 6V7H95ZM98 6V7H97ZM121 6H122V8L124 9H126L127 7H129L130 9H133V7L135 8V11L138 13L137 14V17H135V18H137V19H135L134 18V20L132 19V20H129L130 18H128L127 17V14H129V11H125V9L123 10L122 8H121ZM126 6V7H125ZM162 6H163V10H164V12L163 11H161L162 10ZM166 6V7H165ZM178 6V7H177ZM200 6V7H199ZM105 7V8H104ZM110 7V8H109ZM116 7V8H115ZM140 7H141V9H140ZM146 9V7H147V9L146 10H144V8ZM150 7V8H149ZM169 7H170V9H169ZM181 7H182V9H181ZM191 7V8H190ZM195 7V8H194ZM234 7V6H233ZM239 7V6H238ZM238 7H236L235 6V8H238ZM41 8V9H40ZM83 10H82V9ZM91 8H95V11H96V13H94L95 11L93 10V9H91ZM99 8H101V9H99ZM109 8V9H108ZM114 8V9H113ZM120 8V9H119ZM152 8V9H151ZM173 8H175V9H173ZM176 8H178L177 10H179L180 9V11H176L177 13H179V12H181V10H182V13H179L178 15H177V13L175 12V10H176ZM212 8H214V9H212ZM221 8V9H220ZM229 8V9H228ZM89 9V11H87V10ZM106 9H107V11H106ZM111 9V10H110ZM115 9H116V12L118 11V14L115 12ZM118 9V10H117ZM122 9V10H121ZM150 9V10H149ZM156 10V11H154V10ZM172 9V10H171ZM192 9V11H190ZM197 9V10H196ZM199 9V10H198ZM200 9H201V11H202V13H201V11H200ZM219 9H220V11H219ZM225 9V10H224ZM262 9V10H261ZM41 10H42V12H41ZM47 10V11H46ZM49 10V11H48ZM81 10V12H78V11H80ZM85 10V11H84ZM99 10V11H98ZM105 10V11H104ZM110 10V11H109ZM114 10V11H113ZM129 10V9H128ZM140 10H142V11H140ZM144 10V11H143ZM167 10V16L165 15L166 13H165V11ZM174 10V11H173ZM187 12H186V11ZM209 10V11H210ZM214 10V11H213ZM217 10V11H216ZM224 10V11H223ZM227 10H229L228 12H225V11H227ZM234 12V14H232L233 12ZM249 10V11H248ZM261 12H260V11ZM35 11H37V12H35ZM45 11V12H44ZM52 11V12H51ZM86 13V15H85V13ZM101 11V12H100ZM104 11V12H103ZM121 11V13H120V15H119V12ZM123 11V12H122ZM150 12V13H147V12ZM153 11V12H152ZM190 11V12H189ZM195 11H197V12H195ZM198 11H200V12H198ZM255 11V12H254ZM21 12V13H20ZM72 12V11H71ZM83 12V13H82ZM97 12H99V14L97 13ZM108 14H107V13ZM112 12V13H111ZM125 12V13H124ZM143 12V13H142ZM147 14H149V15H146V13ZM152 12V13H151ZM155 12V13H154ZM163 12V13H162ZM172 12V13H171ZM173 12H175L176 13V15H174L175 13H173ZM186 12V13H185ZM216 12V13H215ZM220 12V13H219ZM231 12V13H230ZM21 14V15H19V14ZM31 13H34V14H31ZM42 13V14H41ZM91 13V14H90ZM113 15H111V14ZM160 15V13H161V15L159 16L158 14ZM195 13H201V14H199V16L197 15V16H194V14ZM252 13V14H251ZM254 13V14H253ZM258 13V14H257ZM10 14V15H9ZM87 14H90V15H92L94 18H95V20L93 19V17H91L90 18V16H88ZM110 14V17H116L115 19H117V20H119V21H117V20H114V19H112V20H110L109 18H108V15ZM116 14V16H114ZM123 14H124V16H126L127 18H128V21H127V18H125L124 16H123ZM181 14H183V15H181ZM202 14H204V15H202ZM205 14H207V16L205 15ZM219 14V15H218ZM241 15H242V13H240ZM239 14V15H240ZM256 14V15H255ZM39 15V16H38ZM59 15V16H58ZM64 17H63V16ZM98 15V16H97ZM99 15H103V16H101V17H99ZM106 15H107V17H106ZM170 16V18H169V16ZM200 15H202L203 17L202 18H200L201 16ZM214 15V16H213ZM217 15V16H216ZM233 15H234V17H239V18H241V17H243V18H241V19H239V18H234L233 17ZM7 16V17H6ZM9 16V17H8ZM21 16V17H20ZM38 16V17H37ZM40 16H42L43 18H44V20H43V18H41ZM97 16V17H96ZM121 16L123 17V20L121 19ZM163 16H165L166 18H165V20H164V18H162ZM206 16V17H205ZM210 16V17H209ZM212 16V17H211ZM31 17V18H30ZM39 17H40V19H39ZM56 17H58V18H56ZM61 17V19H59ZM140 17V18H139ZM157 17H159V18H157ZM177 17V18H176ZM184 17V18H183ZM195 19H194V18ZM199 17V18H198ZM205 17V18H204ZM255 17V18H254ZM260 18V19H258V18ZM7 18L9 19V20H11L12 18V20L13 21H6L7 20ZM34 18H36V19H34ZM50 19V20H48V19ZM101 18V19H100ZM105 18H108L109 19V22H107L108 21V19L106 20ZM179 18H181V20L179 19ZM209 18V19H208ZM216 18V19H215ZM225 18V19H224ZM229 18H232V20H230ZM30 19V20H29ZM42 20L43 22H42V25H41V22L39 21V20ZM87 19V21H85ZM100 19V20H99ZM126 19V20H125ZM145 19L147 20V21H145ZM159 19V20H158ZM163 21H162V20ZM170 19V20H169ZM199 19V20H198ZM208 19V20H207ZM219 19H221V20H219ZM234 19H235V21L237 20V22H235L234 21ZM262 19V20H261ZM15 20H19V22H17V24L19 25V27L21 28H18L17 26H16V29L17 30H19V33H16L17 32V30L15 29V27H13V26H15L14 24V22H15ZM33 20V21H32ZM38 20V21H37ZM45 20H47V21H51V23L50 22H48L47 23V21H45ZM58 20V21H57ZM102 20V21H101ZM167 20V21H166ZM201 20V21H200ZM218 20H219V22H218ZM223 20V21H222ZM254 20H255V22H254ZM261 21V22H258V21ZM45 21V22H44ZM52 21H53V23H52ZM85 21V22H84ZM110 21H111V23H112V21H113V23L111 24L110 23ZM119 22V23H117V22ZM131 21V22H130ZM135 23H134V22ZM145 21V22H144ZM158 21H162V22H159V24H155V23H158ZM165 21V22H164ZM172 23H171V22ZM210 21V22H209ZM232 21H234L233 22V24L232 23H230L231 25H233V28H231L232 26L228 23V22H232ZM263 21V22H262ZM30 22L31 23V25L30 24H28V23ZM38 22V23H37ZM100 22V23H99ZM104 22V23H103ZM122 22V23H121ZM124 22V23H123ZM133 22V23H132ZM141 22V23H140ZM150 22V23H149ZM169 22H170V25L169 26H167L166 28H165V24H169ZM176 22V23H175ZM213 22V23H212ZM217 22V23H216ZM225 22L227 23V24H229L228 26L230 27H227V24H225ZM9 23H10V25H9ZM44 23L47 25V26H45L44 25ZM60 23V22H59ZM59 23H57V24H59ZM107 23H109V24H107L109 27H110V31L108 32L107 31V29L109 28L106 24ZM122 25H121V24ZM163 23H165V24H163ZM206 23V24H205ZM235 23V24H234ZM236 23H237V25H236ZM255 23V24H254ZM13 24V25H12ZM16 24V25H17ZM22 24V25H21ZM83 24V25H82ZM92 24V25H91ZM120 24V25H119ZM150 24V25H149ZM167 24V25H168ZM171 24H173V25H171ZM176 24V25H175ZM210 24V25H209ZM222 24L223 25H226V27L225 26H222ZM29 25H30V27H29ZM38 25H40V26H38ZM95 27H94V26ZM108 27V28H106V26ZM112 25V26H111ZM116 27V28H114V26ZM118 27H120V28H117V26ZM129 25V26H128ZM132 25V26H131ZM139 25V26H138ZM156 25V26H155ZM164 25V26H163ZM209 25V26H208ZM234 25H236V26H234ZM2 26V27H1ZM23 26V27H22ZM27 26H28V30H27ZM46 28H45V27ZM50 26H52L51 28H50ZM83 26H86V27H83ZM88 26H90V28H88ZM100 26H101V28H100ZM128 26V27H127ZM136 26L138 27V28H136ZM158 26V27H157ZM174 26H176V27H174ZM222 26V27H221ZM239 26V25H238ZM251 26H252V28H251ZM6 27V28H5ZM11 27V28H10ZM26 27V28H25ZM37 27V28H36ZM42 27H44V28H42ZM80 29V30H82V31H80L78 28ZM94 29H93V28ZM111 27H113V28H111ZM132 27H133V29H132ZM186 27V28H185ZM219 27V28H218ZM25 28V29H24ZM39 28V29H38ZM47 28H50V29H47ZM52 28H54L53 30H52ZM56 28V29H55ZM60 28V27H59ZM83 28H86L85 30H83ZM97 28V29H96ZM98 28H100L101 30H103L104 31V33H101V30L99 31L98 30ZM150 28V29H149ZM156 28V29H155ZM159 28V29H158ZM187 29V30H185V29ZM208 28V29H207ZM216 28V29H215ZM224 28V29H223ZM258 28V27H257ZM6 30V32H4L5 30ZM7 29H8V32L9 31H13V32H9L10 34H8V32H7ZM9 29H12V30H9ZM15 31H14V30ZM90 29V30H89ZM116 31V29L120 32V30L121 29H123L122 31L123 32H125L124 33V35L126 34V36L129 38V40H130V38L133 36V38H131V39H134L133 41L136 43H134L132 40H130V41H132L133 43H129V46H128V48L127 47H125V46H123V47H121L122 45H124V44H128V42L129 41H127V43L126 42H124V44H123V42H121L122 40L120 39V38H122V37H124L123 36V34H122V36H121V33H123L122 31L119 33V32H117L116 31V33H114L115 31ZM141 29V30H140ZM144 30V32H143V30ZM154 29V30H153ZM158 29V30H157ZM183 29V30H182ZM195 29V30H194ZM206 29V30H205ZM212 29V30H211ZM252 29V30H251ZM2 30H4V31H2ZM20 30H22L23 31V33H25V34H23L22 35V31H20ZM25 30L26 31H28V32H25ZM30 30L32 31V32H30ZM52 30V31H51ZM54 30H55V32H54ZM60 30V29H59ZM66 30V31H67ZM79 30V31H78ZM93 30H96L97 32H99V33H95V31H93ZM125 30V31H124ZM149 30H151V33H150V31ZM165 30H167V31H165ZM221 30V31H220ZM229 31V32H227V31ZM231 30L233 31V32H231ZM255 30H256V28H255ZM34 31V32H33ZM93 32L94 34L93 35H95L96 37H98V38H96L95 36H94V38H96L95 40H94V38H92L93 36H92V33H89V32ZM102 31V32H103ZM111 31H113V33L111 32ZM141 32L142 34H144L145 33V35H142V34H139L138 32ZM146 31V32H145ZM158 31V32H157ZM192 31H193V33H195V34H193L192 33ZM195 31V32H194ZM217 31V32H216ZM223 31H225V32H227V34L225 33V32H223ZM244 31V32H243ZM252 31V32H251ZM5 33V34H8L7 36L6 35H2V33ZM84 32H86V34L88 33V34H90V35H88L87 34V37H88V39H90V40H87V37H86V34L84 33ZM105 32H108V33H105ZM147 32H149V33H147ZM167 32V33H166ZM185 32V33H184ZM192 33L194 36H195V38H193V36H192V34H189V33ZM198 32H199V35H198ZM206 32V33H205ZM220 32V33H219ZM26 33H30V34H32V33H34V34H32V35H29V34H26ZM62 33V34H61ZM83 33V34H82ZM101 33V34H100ZM153 33H154V35H153ZM179 33V34H178ZM210 33V34H209ZM225 33V34H224ZM230 33V35H228ZM231 33H233V34H231ZM12 34V35H11ZM85 35V37L84 36H81V35ZM105 35L106 37H108V38H111L110 40L112 41V36H113V40H114V38H115V36H116V40L118 41H120V43H121V46H119L118 48H116L117 49V51L115 50V51H113V50H110L111 52H109V50H108V48L103 44V43H105L104 41H105V39L103 38L104 36H101V35ZM107 34H109V36L107 35ZM112 34V35H111ZM114 34H116L115 36H114ZM118 34L120 35V36H118ZM150 34L151 36H153V38H151V40L153 41V42H151V40H150V35L148 36V35ZM159 34V35H158ZM165 34H167V35H165ZM202 34V35H201ZM214 34H216L215 36L218 38V37H220V35H222V37L219 39H217L218 41L219 40H221V42L219 41H217V40H215L216 39V37H214V36H212V35H214ZM241 34H242V36H241ZM248 34V35H247ZM26 35H29V36H26ZM34 35V36H33ZM77 35H79V37L77 36ZM130 37H129V36ZM139 35H140V38H141V35H142V40H144V37H145V39L146 40H144V41H142L141 43L142 44H140V45H137V43H140V39H139ZM156 35V36H155ZM168 35H169V37H168ZM198 35V36H197ZM225 35V36H224ZM260 35H263L262 36V38H264V31L263 32H260ZM10 36V37H9ZM13 36V37H12ZM17 36V37H16ZM20 36V38H18ZM29 37V38H31L32 40H34V42L35 41H37V39H39L37 42L38 43H43V45H42V48L44 49L45 48V52H41V51H39V50H36L35 49V51L36 52H41V53H39L40 54V57L42 56V58H43V61H42V58H41V60H38L39 59V54L37 53V61H39L40 62V64H39V66H40V68L42 69V71H41V76L40 75H37V77H36V75L34 76V75H32L34 78L36 77L37 79H35L36 81L35 82H32V81H30V80H33L34 81V79H33V77L32 76H30V72L28 73V74H25V73H27V71H25V69L26 70H28V67H25V68H23V66L20 64H17L15 61V59H13L12 57H14L13 55H12V53L10 52V50H8V48L9 47H11V48H9V49H12V48H15L16 46H17V44L19 43V41H20V43H21V41H23V40H21L23 37ZM36 36V37H35ZM41 36H42V38H41ZM63 36V37H62ZM74 36V35H73ZM91 36V38H89ZM161 36V37H160ZM180 36H182V37H180ZM192 36V37H191ZM196 36H197V38H200V36H201V38L200 39H202L203 38V40H200V39H197L196 38ZM227 36V37H226ZM228 36H230V37H228ZM8 37V40L6 39ZM33 37V38H32ZM48 37V38H47ZM52 37V39H51V42L53 41L54 43H56V44H50V45H52V46H50V50H48L47 51V46L49 45V44H46V43H51L50 42V39L49 38H51ZM62 37V38H61ZM99 37H101V38H99ZM118 37V38H117ZM127 37H124V39H126ZM160 37V38H159ZM174 37V38H173ZM179 37V38H178ZM189 37V38H188ZM5 38V39H4ZM10 38V39H9ZM19 40H18V39ZM45 38V39H44ZM53 38H55L54 40H53ZM57 38H59V39H57ZM85 38V39H84ZM127 38V39H128ZM166 38H169V39H167L166 40ZM185 38V39H184ZM187 38V39H186ZM215 38V39H214ZM222 38H226V40L225 39H222ZM229 38V39H228ZM15 39H17V41H15V42H17L16 44L13 42ZM44 40V42H46L45 44H44V42H40L41 40ZM49 39V40H48ZM71 39V40H70ZM93 39V40H92ZM101 39H103V40H101ZM138 39V40H137ZM147 39H149V40H147ZM177 39V41L180 43V44H184L182 47H181V45L177 42V43H175L174 44V42H175V40ZM194 39V40H193ZM196 39V40H195ZM209 39V40H208ZM3 40H4V43H3ZM12 40V41H11ZM49 42H48V41ZM56 40V41H55ZM68 40V41H67ZM79 40V41H78ZM100 40V41H99ZM109 40V42H111ZM116 40H114V41H116ZM170 40H172L173 41V43H172V41H170ZM185 40H186V42H185ZM190 40V41H189ZM207 40V41H206ZM24 41H25V39H24ZM59 41V42H58ZM67 41V42H66ZM85 41H87V43L85 42ZM96 41V42H95ZM116 41V42H117ZM118 41V42H119ZM137 41H139V42H137ZM146 41V42H145ZM155 41H157L156 43L158 44H156L155 43ZM182 43H181V42ZM184 41V42H183ZM201 41V42H200ZM204 43H203V42ZM209 41V42H208ZM225 43H223V42ZM227 41V42H226ZM7 43V47L5 46V45H3V44H6ZM13 42V43H12ZM60 42H61V44L62 43H64V48H63V45L61 46V47H57V46H60ZM66 42V43H65ZM73 42V44L71 45V43ZM84 42V43H83ZM98 42V43H97ZM103 42V43H102ZM148 42H150V43H148ZM161 42V43H160ZM164 42V43H163ZM215 42V43H214ZM8 43L11 45V46H8ZM57 43H59V45H57ZM70 43V44H69ZM83 43V44H82ZM92 43V44H91ZM147 43V44H146ZM151 43H152V45H151ZM155 43V44H154ZM170 43V44H169ZM209 43V44H208ZM214 43V44H213ZM216 43H217V45H216ZM13 44H15V46H13ZM86 44V45H85ZM98 44H100V46L101 47H99V45ZM118 44V43H117ZM131 44V45H130ZM132 44H134V45H132ZM144 44H146L145 46H144ZM188 44H190V45H188ZM195 44V45H194ZM198 44V45H197ZM201 46H200V45ZM206 46V47H203L204 45ZM209 46H208V45ZM219 44V45H218ZM230 44V43H229ZM228 44V45H229ZM57 45V46H56ZM66 45V46H65ZM97 45V46H96ZM103 45V46H102ZM141 45H143V46H141ZM151 45V46H150ZM158 47L159 49H161L162 51V54H161V52H160V55H158L159 54V52H156V54L158 55V57H155V60H153L154 59V57L152 58V56H156V54H154V52H152L153 54L152 55H150V53H151V51L150 50H153L154 48L153 47ZM178 45V46H177ZM180 45V46H179ZM185 45H186V47H185ZM188 45V46H187ZM211 45V46H210ZM222 45V46H223ZM106 47V49H105V47ZM132 46H134V47H132ZM136 46V47H135ZM142 48H141V47ZM160 46H162V48L164 49H162ZM168 46V47H167ZM192 46V47H191ZM7 49H6V48ZM55 47V48H54ZM92 47V48H91ZM125 47V49L127 48V50L130 52V50H133V49H135L136 48V50H137V48L139 47V51L138 52H136V55L134 54L135 52V50L134 51H131V55H132V53L134 54V57L133 56H131L132 58H130V57H128L127 55V57L128 58H126V59H124L126 56H125V53L123 54L121 51V48H124ZM150 47H152L153 49H151ZM181 47V48H180ZM191 47V48H190ZM209 47V48H208ZM217 49H216V48ZM3 48L5 49L4 51L6 52L7 50H8V52H4L3 53ZM53 48V50H51ZM57 48H58V50H57ZM99 48H101L100 49V51H99ZM133 48V49H132ZM148 48H149V50H148ZM166 48H168V49H166ZM171 48V49H170ZM180 50H179V49ZM183 48V49H182ZM186 48V49H185ZM213 48V49H212ZM16 49V48H15ZM120 49V50H119ZM130 49V50H129ZM145 49H146V51H145ZM173 49V51H174V53H170L169 54V56L167 55L168 54V51H171ZM185 49V50H184ZM190 49V50H189ZM192 49H197V51H198V53L196 52V51H194V50H192ZM201 50V52L205 55H202V54H199V53H201V52H199L200 50ZM214 49H216V50H214ZM13 50V49H12ZM17 50V49H16ZM41 50V49H40ZM59 50L60 51H62L61 52V54H60V52H59ZM176 50H177V52H176ZM190 51V53H192V51H193V54L196 52L197 53V57L196 56H194V55H196V53L193 55L192 54V56H194V58L196 57V58H200V59H195L194 60V58L188 53V56H190L189 58H188V56L187 57H183L184 55L186 56V54L187 53H183L184 51ZM203 50V51H202ZM206 50V51H205ZM210 50H213L214 52H212L211 51V53L209 54V52H210ZM2 51V52H1ZM46 51L48 52L47 54H49V52L50 53H52V54H49V55H46L45 53H46ZM53 51V52H52ZM55 51V52H54ZM119 51V52H118ZM141 51V52H140ZM149 51V52H148ZM164 51V52H163ZM173 51H171V52H173ZM179 51V52H178ZM209 51V52H208ZM215 51L216 52H219L218 54H219V56H218V54H216L215 53ZM81 52V53H80ZM84 52V51H83ZM105 52L107 53V52H109L108 54H105ZM143 52V53H142ZM167 52V54H165ZM205 52V53H204ZM259 52H260V54H259ZM42 53H44V56H43V54ZM54 53V54H53ZM58 53H59V55H58ZM77 53V54H76ZM80 53V54H79ZM113 53V54H112ZM120 55H119V54ZM137 53H138V55H139V57H138V55H137ZM146 53V54H145ZM149 53V55H150V57H149V55H147ZM178 53V54H177ZM181 53H182V55H181ZM213 53V54H212ZM249 53H250V51H249ZM248 53V51H247V54L248 55H250ZM257 53V54H256ZM4 54L6 55V56H4ZM10 54V55H9ZM42 54V55H41ZM55 54H57V55H55ZM112 54V55H111ZM175 55V58L172 56V55ZM181 55V57L182 58H180V55ZM221 54V55H220ZM253 54V55H252ZM9 55V56H8ZM48 56L49 58H51V59H48L46 56ZM79 55H80V57H79ZM94 55H93V58H94ZM107 55L109 56V57H107ZM142 55H143V58L145 59V60H147V57H148V59L150 60V61H143L144 59H141L142 58ZM145 55H147V57L145 56ZM164 55V56H163ZM178 55H179V58H178ZM223 55V57L221 58L220 56H222ZM231 55V56H230ZM256 55H257V57H256ZM11 56V57H10ZM52 56V57H51ZM55 56V57H54ZM59 56V57H58ZM62 56H64L63 58H62ZM76 56V57H75ZM78 56V57H77ZM104 58H112L113 57V61H111V63L110 64H108V65H106V66H110L113 62H115V63H113L114 65L115 64H122L121 66L119 65L118 66V64H117V66L116 67H119V71H118V74L117 75H115V76H113V78H112V74H113V72L115 71V69H114V65L112 64V68H109V69H111L110 71H111V73L109 72V70H108V68L107 69H104L103 68V66L105 67V64H107V62L109 63L110 62V60H112V59H107L108 61H106V60H104V59H102L103 57ZM116 56H118V58H115ZM125 56V57H124ZM173 58H172V57ZM202 56H204L203 58H210V59H204L206 62L207 61H209L210 60V62H213V60H214V62L216 63V65L215 64H213V65H211V63L209 62V65L211 66V69L209 68L208 69V63H204V61H203V58H202V60H201V57ZM218 56V57H217ZM261 56L262 57V59H260L259 57ZM91 57V56H90ZM99 57H102V58H99ZM160 57L162 58L161 60H162V62L160 61ZM178 59H177V58ZM225 57H230L229 58V60L231 61V63L233 62V63H236V65L235 64H230L229 62L230 61H226V60H228L227 58H225ZM7 58V59H6ZM8 58H10V59H8ZM123 58V59H122ZM130 58V59H129ZM192 58V59H191ZM221 58V59H220ZM224 58V59H223ZM253 58H255V60L253 59ZM257 58V59H256ZM56 59V60H55ZM63 59L64 60H66V62H65V64H63ZM84 59V64L82 65V60ZM85 59H88V60H85ZM101 59L103 60V61H101ZM116 59H119V60H116ZM128 59V60H127ZM135 59V60H134ZM137 59L140 61H138L140 64H142V62H143V67H142V65H139V63L137 62ZM141 59V60H140ZM152 59V60H151ZM158 59V60H157ZM170 59H171V62H170ZM172 59H174V61L172 60ZM177 59V60H176ZM181 59H182V61L184 62H182L181 61ZM185 59V60H184ZM186 59H189V61L187 60L186 61ZM231 59H233V60H231ZM252 59V60H251ZM6 60H8L7 62H6ZM9 60H10V62L12 61V63H10L9 62ZM14 60V61H13ZM68 60H70V61H68ZM77 60V61H76ZM91 60H94V61H91ZM126 60L128 61V64H129V66H130V68H131V71H132V73H129L128 72V70H126L124 67H123V63L124 62H126ZM130 60V61H129ZM169 60V61H168ZM179 60V61H178ZM191 60H192V62H191ZM194 60V61H193ZM198 60H201V61H198ZM221 62H220V61ZM223 60H224V62H223ZM263 60V61H262ZM42 61V62H41ZM54 61V62H53ZM106 62V63H103L102 64V66L100 65L101 64V62ZM116 61H118V62H116ZM121 61L123 62V63H121ZM135 61H136V63H135ZM151 61H152V63H151ZM168 61V62H167ZM186 61V62H185ZM253 61H257L256 63H254V66H253ZM261 61V62H260ZM67 62H69L68 64H70V62H72L71 64L73 65V63L75 64V65H77V66H75V65H73V66H75V67H79L80 65H82L83 67H84V69H83V71L81 72L79 69H78V71L77 70H75V67H73L72 69H71V67H72V65H66L67 64ZM75 62H78V63H80L81 62V64H77V63H75ZM94 64H93V63ZM99 62H100V64H99ZM120 62V63H119ZM132 62V63H131ZM165 62V63H164ZM199 62V63H198ZM225 62H227V63H225ZM238 62H240V63H238ZM8 63H9V65H8ZM54 63V64H53ZM98 63V64H97ZM127 63V62H126ZM131 63V64H130ZM150 65H149V64ZM159 63H162L161 65H159ZM176 63H181V65L180 66H178L179 64H176ZM186 63H187V65L189 64V65H192V66H195L194 64H198V65H196V67H200V63H201V69H198V71H199V74L202 72V74L203 75H198V73H195L194 75H196V77L197 78H199L200 79V81L202 82H198L197 80L198 79H195L194 78V80H196L195 82H192V79L193 78H191L190 76H189V72H187L186 73V71H185V67L184 66H186ZM238 63V64H237ZM11 64V65H10ZM42 64V65H41ZM134 64H136V65H134ZM144 64H146V65H144ZM151 64H152V66L154 65V67H150L151 66ZM156 64V65H155ZM164 64V65H163ZM167 64V65H166ZM169 64V65H168ZM172 64V65H171ZM173 64H175V65H177L178 66V69L177 68H174L175 67V65H173ZM183 64V65H182ZM185 64V65H184ZM2 65H3V67H2ZM4 65H5V68H4ZM52 65H54V67L53 68H50V67H52ZM61 65V66H60ZM63 65H66V66H69L68 67V69H70L69 71H70V76H71V74H73V72H75V71H77V72H75V74H74V76H76V73H77V76L76 77H74V76H72L71 78H70V76L68 77V78H70V79H72V80H63V85H65V84H67V85H65L66 87H64V86H62V83H59V82H61V78L63 79V77L65 76V73H67L66 72V66H63ZM85 65V66H84ZM95 65V66H94ZM133 65V66H132ZM141 66L142 67V69H140L139 68V66ZM203 65V66H202ZM205 65H207V66H205ZM231 65V66H230ZM233 65V66H232ZM238 65V66H237ZM252 65V66H251ZM256 65V66H255ZM14 66V67H13ZM35 67L36 66H38V64L36 65H34ZM55 66H56V68H55ZM59 66V68H58V70H57V67ZM62 66H63V68H62ZM172 66V67H171ZM176 66V67H177ZM205 66V67H204ZM220 66V67H219ZM12 67V68H11ZM22 67V68H21ZM64 67H65V69H64ZM111 67V66H110ZM157 67V68H156ZM160 67V68H159ZM184 67V68H183ZM203 67V68H202ZM207 67V69H204V68H206ZM212 67H214V68H212ZM222 67V68H221ZM247 68V70L246 69H243V68ZM249 67L251 68L252 67V69L253 70H250L249 69ZM256 67V68H255ZM8 68H11V70L10 69H8ZM37 68V67H36ZM39 67H38V71H40L41 69H40ZM60 68H62V69H60ZM100 68V69H99ZM145 68H147L145 71H144V69ZM149 68L151 69V68H153V69H151V70H149ZM162 68H164V69H162ZM180 68H183V69H181L180 70ZM220 68V69H219ZM22 69V70H21ZM24 69V70H23ZM59 69L62 71V74H61V72L59 71ZM68 69H67V71H68ZM104 69V70H103ZM174 69H175V71H174ZM249 69V70H248ZM254 69H256V70H254ZM72 70H74L73 72H72ZM98 70V71H97ZM101 71V73H100V71ZM108 70V71H107ZM126 70V71H125ZM140 70H143L142 72L140 71ZM169 70V71H168ZM171 70V71H170ZM173 70V71H172ZM176 70H177V72L178 71H180V72H185L186 74H184V72H183V74L186 76V75H188V76H183V78H180V77H182V75L181 74H179L180 72H178L177 74H176V76L178 77L179 76V79H182V82H185L186 81V79H187V81L183 84V83H181V81L179 82V79H178V83L179 84H181V85H183L182 87H180L181 85H179L178 83V85L176 84V79H177V77L175 76V78H173L172 77V75L174 76L175 75V72H176ZM206 70V71H205ZM209 70H210V72H209ZM4 71V72H3ZM10 71H12V72H10ZM15 71V74H13V72ZM25 71V72H24ZM52 71V72H51ZM85 71V72H84ZM125 71V72H124ZM135 71V72H134ZM139 71L141 72V73H139ZM155 71V72H154ZM157 71H161L160 73H162V71H164L162 74H159V72H157ZM206 72L207 73V76H205V73L204 72ZM245 71V72H244ZM248 71V72H247ZM250 71H251V73L252 72H254V73H252V74H250ZM256 71H257V73H256ZM47 72H49V73H47L48 75H49V79L47 78L48 76L46 75V73ZM72 72V73H71ZM86 72H88V73H86ZM99 72V73H98ZM102 72H104L103 74H106V75H103L102 74ZM106 72V73H105ZM122 72H124V73H122ZM136 72H138L139 73V75H138V73L136 74ZM151 72V73H150ZM166 72V73H165ZM223 72V73H222ZM45 73V74H44ZM120 73H122V74H120ZM133 73H135L136 74V77H139V80H130V78H131V76H134V74ZM149 73V74H148ZM153 73V74H152ZM157 73V75L156 76H153V75H155V74ZM170 73V74H169ZM174 73V74H173ZM210 73V74H209ZM217 73V72H216ZM217 73V74H218ZM228 73V74H227ZM255 73H256V75L257 76H259V77H257L256 75H255ZM60 74V75H59ZM64 74V76H62ZM100 74H102L103 76H104V78L106 79V82L104 81L105 79H103V77H101L103 80H101V78H99L98 77V75L100 76ZM129 74V75H128ZM131 74H133V75H131ZM140 74H141V76H140ZM146 77V79H145V77L143 76V75ZM151 74V75H150ZM226 74V75H225ZM5 75V76H4ZM8 75V76H7ZM51 75V76H50ZM108 75V76H107ZM121 75V76H120ZM131 75V76H130ZM161 75H163V78H162V76H161V78H162V80H161V78H160V76ZM169 75V76H168ZM171 75V76H170ZM198 75V76H197ZM211 75V76H210ZM16 76H18V78L16 77ZM19 76H20V78H19ZM47 76V77H46ZM62 76V77H61ZM127 76H129V77H127ZM144 77V79H143V77ZM209 76V77H208ZM253 76H254V78H253ZM6 77H8V79L6 78ZM61 77V78H60ZM80 77V78H79ZM84 77V78H83ZM108 77V78H107ZM122 77V78H121ZM150 77H152V78H150ZM158 77V78H157ZM167 77H168V80H167ZM173 78V81H171L172 79L171 78ZM184 77H185V80L183 81V79H184ZM188 77V78H187ZM201 77L204 79H201ZM208 78V79H211V80H209V81H206L205 80V78ZM6 78V79H5ZM20 79L19 81L17 80V79ZM30 78H32V79H30ZM82 78V79H81ZM111 79V81H109L110 79ZM153 78H155V79H157L156 80V82H155V84L153 83V81H154V79ZM165 78V79H164ZM245 78V79H244ZM250 78V79H249ZM23 79V80H22ZM41 79V80H40ZM79 79H81V80H79ZM95 79H97V82L96 81H94ZM101 80L100 82H102L103 81V83H100V82H98L99 80ZM109 79V80H108ZM129 79V80H128ZM152 79H153V81H152ZM175 79V80H174ZM228 79V80H227ZM58 80V81H57ZM75 80V81H74ZM84 80V81H83ZM94 81V83H97L96 85L94 84V83H90V82H93ZM161 80V81H160ZM188 80H190V81H188ZM193 80V81H194ZM203 80V81H202ZM241 81V82H243V83H241V82H238V81ZM246 80V81H245ZM15 81H18V82H16V84H15ZM21 81V82H20ZM50 81V82H49ZM54 81V82H53ZM65 81V82H64ZM71 81V82H70ZM78 83H80L81 81L83 82H81L80 84H78ZM108 81V82H107ZM129 81H131L130 83H129ZM138 81V82H137ZM152 81V82H151ZM161 82V84H160V82ZM164 81H166L165 83H164ZM204 81H206V82H204ZM229 81V82H228ZM233 81H237L236 83L235 82H233ZM261 81H262V83H261ZM263 81H264V79L262 78V80L260 79V82H258V84L260 83L261 85V88L259 87V85H258V88L259 89H262L263 90V94H264V83H263ZM40 83V84H38V83ZM54 84V83H56V84H52V83ZM68 82H69V84H68ZM140 82V83H139ZM142 82V83H141ZM146 82V83H145ZM198 82V83H197ZM5 85H7V86H5ZM19 83V84H18ZM33 83V84H32ZM49 84V85H47V84ZM65 83V84H64ZM91 85H90V84ZM105 83V84H104ZM174 83V87L172 88V84ZM189 83H191V87H193V88H191L190 86H189ZM199 84V85H201V87H199V86H197V84ZM204 83V84H203ZM206 83L208 84L207 86H205L206 85ZM210 83V84H209ZM225 83V82H224ZM225 83V85H227ZM245 83H244V85H245ZM20 84H21V89L22 88H24V90L22 89H20V90H18V88L17 87H19L20 86ZM37 84V85H36ZM58 84H61V87H62V89H64V90H62L61 88H59V86H58ZM83 84V85H82ZM93 84H94V86H93ZM104 85V88L102 87H100V86H103ZM140 84H141V86H140ZM160 84V85H159ZM164 84V85H163ZM170 84V85H169ZM196 84V85H195ZM202 84L204 85V87L207 89V87L208 88H210L211 89V92L212 91H216V92H212V93H209L210 91H209V89H207V90H204L205 88H203L202 87ZM263 84V85H262ZM9 85V86H8ZM16 85H18V86H16V88H15V86ZM29 85H30V87L32 88V90H31V88H29ZM41 85V86H40ZM52 85V87H49V86H51ZM89 85V86H88ZM163 85V86H162ZM185 85V86H184ZM188 87H187V86ZM257 85H255V87L257 86ZM24 86V87H23ZM34 88H33V87ZM39 88H38V87ZM47 87V89H46V87ZM54 86V87H53ZM106 86V87H105ZM139 86V87H138ZM177 86H178V88H177ZM195 86H197V87H195ZM211 86V87H210ZM6 87V88H5ZM12 89H11V88ZM29 88L28 90H25V89H27V88ZM57 87V88H56ZM76 87V88H75ZM79 87H80V89H79ZM90 87L92 88V90H90ZM94 87H100L99 89L102 91V89H105L104 90V92L102 91V95L103 94H105V100H107V101H105V102H109L108 103V106H107V104L104 102L103 103V105H105L106 107H102V104L101 105H99V106H97V107H99V108H97L96 107V104H97V102H95V101H97V100H95L94 98H96L97 97V95H95V94H93L95 91H94ZM136 87V88H135ZM159 89H158V88ZM187 87V88H186ZM189 87L192 89H189ZM215 87V88H214ZM254 86H252V88L251 89H253V90H255V88H253ZM263 87V88H262ZM3 88V89H2ZM9 89V91H5V89ZM20 88V87H19ZM51 88V89H50ZM54 88V89H53ZM65 88L67 89V91L65 90ZM71 88V89H70ZM175 89V90H173L174 92H172L171 93V91H172V89ZM180 88V89H179ZM196 88V90L195 91H197V93L201 90V91H207V93L206 92H199L198 94L200 95V93H201V95L199 96V97H201L202 98V96H204L203 98H202V100L199 98V97H197V96H194V94H195V91H194V89ZM197 88H198V90H197ZM215 89V90H213V89ZM2 89V90H1ZM15 89V90H14ZM35 89H37V91L35 90ZM46 89V90H45ZM60 90V92H59V90ZM76 91H74V90ZM79 89V90H78ZM178 89V90H177ZM183 89H186L187 90V92H186V90H184L183 91ZM13 90V91H12ZM18 90V92H17V94H16V97L19 99V97L20 96H22L21 98L22 99H24L23 100V102H24V104H22L21 105V103H23L22 102V100H20V101H18V99L17 98H13L14 96H15V93H16V91ZM34 90H35V92H34ZM40 90H42V91H40ZM50 90H52V91H50ZM54 90H57V91H54ZM81 90V91H80ZM171 90V91H170ZM176 90H177V92H176ZM180 90V91H179ZM15 91V92H14ZM22 91H23V94H20V93H22ZM24 91H26V92H24ZM31 91V92H30ZM44 91V92H43ZM46 91V92H45ZM49 91V92H48ZM78 91H79V93H78ZM83 91H85L86 92V94H85V92L83 93V95L81 94ZM94 91V92H93ZM107 91V90H106ZM168 91V92H167ZM183 92V93H180V92ZM190 91H194V93L193 92H190ZM209 91V92H208ZM252 91V90H251ZM6 93V95L9 93L10 95H4L5 93ZM30 92V93H29ZM48 92V93H47ZM53 92H55V93H53ZM59 92V93H58ZM62 92V93H61ZM93 92V93H92ZM156 92V93H155ZM171 94H170V93ZM219 92H223L222 90L221 91H219ZM0 93V94H1ZM31 93L33 94H35L36 93V96L35 95H31ZM53 93V94H52ZM58 93V94H57ZM77 93H78V95H82L81 97L80 96H78L77 95ZM161 93V94H160ZM166 93V94H165ZM175 93V94H174ZM179 95H178V94ZM190 94L191 93V95H189V96H187V95H185V94ZM193 93V94H192ZM197 93L195 94V95H197ZM205 95H204V94ZM214 93H216V99H212V98H215V96H211L210 94H212V95H215ZM224 93V92H223ZM222 93V95H220V96H223L224 94ZM19 94H20V96H19ZM51 94V96H49ZM60 94H64V95H60ZM88 94V95H87ZM165 94V95H164ZM173 94V95H172ZM182 94V95H181ZM203 94V95H202ZM26 96V98L28 97H30V96H32V99H34L35 101H32V99H28L27 98V101L29 102V104H32L33 106H31V105H29L28 104V102L26 101V98H25V96ZM96 97H95V96ZM158 95V97L160 98L161 96H159ZM166 95H167V98H165L166 97ZM185 95V96H184ZM209 95H210V98H208V100H207V97H209ZM229 95V94H228ZM257 95H259V94H257ZM6 96V97H5ZM10 96V97H9ZM12 96V97H11ZM19 96V97H18ZM33 96H34V98H33ZM49 96V97H48ZM60 96H61V98L62 99H60ZM64 96V97H63ZM69 96V97H68ZM78 98H77V97ZM104 96V95H103ZM110 96V95H109ZM165 96V97H164ZM169 96H171V97H169ZM178 96H180V97H178ZM182 96V97H181ZM191 96V98L192 99H189L188 97H190ZM193 96H194V98H199V100L197 101L196 99H193ZM205 96H207V97H205ZM230 96V95H229ZM260 96V95H259ZM8 97V98H7ZM24 97V98H23ZM53 99H52V98ZM55 97V98H54ZM66 97V98H65ZM157 97V98H158ZM174 97V98H173ZM178 97V98H177ZM187 97V99H184V98H186ZM212 97V98H211ZM12 98V99H11ZM39 98L42 100V99H44V100H40L39 101ZM48 98L49 99H51L52 101V103H53V100H55V102H54V104H52L51 102H50V100L48 101L49 103H47V102H45V100L47 101L48 100ZM63 98H64V100H63ZM107 98V99H106ZM171 98H173V99H171ZM256 98H261V97H258V96H256ZM36 99H37V101H36ZM68 99V100H67ZM70 99V100H69ZM76 99V100H75ZM88 101H87V100ZM97 99V98H96ZM169 102V104H171V106L167 103V101ZM173 101L174 99H176V101L174 100V102L172 103L171 102V100ZM179 99V100H178ZM206 99V100H205ZM226 99L228 100L229 99V97L227 98L226 97ZM16 101L17 103V105H18V107H15V101L14 102H12V101ZM58 100H63V101H59V103L57 102ZM163 100V101H162ZM170 100V101H169ZM197 102H196V101ZM213 100V101H212ZM216 100V101H215ZM263 99H259V101H255L256 102V104L257 103H259V104H261L260 106H264V105H262V103L264 104V100L262 101ZM3 101H4V103H3ZM5 101H8L9 103L10 102H12L14 105H9V103H6ZM30 101H31V103H30ZM45 103H44V102ZM67 101V102H66ZM69 101V102H68ZM85 101H86V103H85ZM111 101H112V104H114V106L112 105V104H110L111 103ZM184 101H187V102H184ZM200 101H203V103L202 102H200ZM206 101V102H205ZM239 101H241V102H239ZM261 101H262V103H261ZM1 102L3 103V104H1ZM18 102L20 103V104H18ZM33 102H35V103H33ZM38 102H39V104H38ZM42 102V103H41ZM62 102H64L65 104H66V106L68 105L67 103H69V105L66 107L65 105H63L64 103H62ZM161 102V103H160ZM171 102V103H170ZM175 102H177L176 104H175ZM195 104H194V103ZM199 102V103H198ZM210 103V105H209V103ZM212 102H214V103H212ZM239 102V104H237ZM44 103V104H43ZM58 103V104H57ZM96 103V104H95ZM160 103V104H159ZM166 103V105L168 104V106H165V105H163V104H165ZM191 103V104H190ZM199 104V106H198V104ZM200 103L201 104H203V105H200ZM208 103V104H207ZM220 103H221V105H220ZM241 103H242V105H241ZM27 104L29 105V108H30V106H31V108L29 109L28 108V106H27ZM34 104H38V105H34ZM42 104V105H41ZM45 104L48 106V107H51V108H42V107H44L45 106ZM49 104V105H48ZM56 105L57 107H53V106H50V105ZM60 104V105H59ZM192 104H194V108L193 109H191L190 108V106L192 107ZM197 104V105H196ZM211 104H213V105H211ZM219 104V105H218ZM6 105H9V107L7 106L6 107ZM16 105V106H17ZM22 106V107H20V106ZM44 105V106H43ZM63 105V106H62ZM98 105V104H97ZM4 108H3V107ZM12 106H14L15 107V110L17 111H15V110H13V111H11L13 108H12ZM35 106V107H34ZM39 108H37V107ZM41 106V107H40ZM157 106V105H156ZM195 106H196V108H195ZM198 106V107H197ZM205 106V107H204ZM210 106V107H209ZM214 106V107H213ZM224 106V107H223ZM241 106V107H240ZM243 106V107H242ZM255 107L256 106H258V105H254ZM34 107V108H33ZM54 108V112L52 111H50V110H52L53 108ZM63 107H66V109L65 108H63ZM102 107V108H101ZM110 107H112L113 109H114V111H113V109L111 108L110 109ZM239 107V108H238ZM10 108H12V109H10ZM16 108H18V109H16ZM42 108V109H41ZM55 108H57L58 109V112L56 111V109ZM61 108H62V110H61ZM67 108H68V110H67ZM87 109V110H84V112H88V113H84L83 112V109ZM157 108V107H156ZM206 110H205V109ZM217 108V109H216ZM226 108V109H225ZM231 108V109H230ZM260 108H262V107H260ZM20 109V110H19ZM23 111H22V110ZM31 109H33V112H35L34 114H36L35 116H32V111H31ZM37 109V110H36ZM44 109H45V111L46 110H48V111H44ZM50 109V110H49ZM66 110L68 113L66 114V111L65 112H63V110ZM100 109V110H99ZM104 109V110H103ZM110 109V110H109ZM171 109V110H170ZM181 109V110H180ZM203 109V110H202ZM251 109H252V107H251ZM264 109V108H263ZM263 109H261V110H263ZM4 110V111H5ZM29 112H28V111ZM35 110V111H34ZM38 110H40V111H38ZM41 110H43V111H41ZM99 110V111H98ZM118 111L117 113H115V111ZM153 110H156L155 108H153ZM192 110H194V112H195V110H196V112H195V115H194V112L192 111ZM207 110H209V111H207ZM223 110V111H224ZM231 112H230V111ZM247 110V111H246ZM22 111V112H21ZM83 113H82V112ZM108 111H109V113H108ZM111 111H113V113L111 112ZM220 111V110H219ZM233 111H235L234 113H233ZM18 114L17 116H16V113ZM48 112V113H47ZM95 113V115H96V117H94V113ZM100 112V113H99ZM112 114H111V113ZM249 112H251V113H249ZM48 114V117L46 116L47 114ZM55 113V114H54ZM56 113H58V114H56ZM168 113H169V115H173V113H174V115H173V118H171V120L170 119H168L167 118V116H168ZM249 115H248V114ZM54 114V115H53ZM59 114H62V115H59ZM85 116H84V115ZM98 114H100V115H98ZM104 114H105V116H104ZM110 114H111V116H110ZM153 114V115H152ZM156 116H155V115ZM167 114V115H166ZM239 114H240V116H239ZM15 115V116H14ZM29 115V117H27ZM37 115L39 116L38 118H35V117H37ZM49 115H51V116H49ZM52 115L54 116V117H52ZM58 115V116H57ZM79 115V116H78ZM93 115V116H92ZM133 115V114H132ZM152 115V116H151ZM245 115V116H244ZM59 116H63V117H65V118H60ZM99 116H100V119H105V117H106V121L105 120H99V121H104L105 122V124H103L104 126H106L107 125V123H108V125L105 127V128H107L108 130H109V132H108V130L106 131L104 128H102L101 126H102V122H100L101 123V126H100V123L98 122V119H96V118H99ZM103 116V117H102ZM120 117L122 116V114L121 115H119ZM165 116V117H164ZM192 116H194V118L192 117ZM262 119L261 120H263V122H264V114H262ZM59 117V118H58ZM102 117V118H101ZM108 117H110V119L108 118ZM162 117H164L163 119H162ZM193 119H192V118ZM19 120H17V119ZM25 118V119H24ZM51 118H53L52 120H51ZM56 118H58L59 120H57ZM95 118V119H94ZM158 118V119H157ZM17 120V121H13V120ZM24 119V120H23ZM28 119H30V122L31 123H29V120ZM79 119V120H78ZM109 119V120H108ZM114 119H116V117H114ZM155 119H156V121H155ZM28 120V122H26ZM61 120H64L63 122H62V124L60 125V123H61ZM129 120H130V118H129ZM154 120V121H153ZM159 120H161V121H159ZM163 120V121H162ZM169 121V122H167V121ZM197 120H198V117H197ZM199 120H200V118H199ZM24 121V129H22V128H20L21 127V125L22 124H20L19 125V123H22V122ZM52 121V122H51ZM79 123H78V122ZM84 121V122H83ZM108 121V122H107ZM154 123H153V122ZM172 123H171V122ZM193 121V122H192ZM10 122V123H9ZM13 122V123H12ZM14 122H15V124H14ZM46 122H47V124H46ZM80 122H83L82 124H84V125H88L89 123V125H91V124H93V126L95 125V127L98 125L99 127H101L102 129H101V133L100 134H102L103 136V138L105 139H103L102 137H101V135H100V137L102 138H99V142L97 141L96 142V144L97 143H99V144H97V145H99V146H97L96 144V146H93L92 147V150H89V148L88 149H86V148H84V147H82L83 145L81 144V142L79 143V141H81V136H82V128H83V126L84 125H82ZM85 122H87V123H85ZM110 122V123H109ZM116 122V123H115ZM158 122V123H157ZM171 123V124H173V125H169V124H167V123ZM28 124V126H27V124ZM48 123H54V124H51V125H53L52 127L54 128L53 130H52V128L50 127L51 125H49ZM65 123V124H64ZM78 125H77V124ZM99 123V124H98ZM112 123V124H111ZM138 123V122H137ZM80 124V125H79ZM158 124V125H157ZM168 125V126H166V125ZM12 125H15V126H12ZM19 125V127H17ZM48 125V126H47ZM54 125H55V127H54ZM165 125V126H164ZM144 126V128H146ZM26 127H27V129H26ZM28 127H29V129H28ZM30 127H32L31 129H33V130H31L30 129ZM48 127H50V128H48ZM57 127V128H56ZM122 127V125L119 127V128H121ZM166 127V128H165ZM168 127V128H167ZM176 127H178L179 129H185V126H182V125H180V127L179 126H176ZM188 127V126H187ZM186 127V129H188L187 131H189L190 129H189V127L187 128ZM192 127V128H191ZM113 128V127H112ZM113 128V129H114ZM169 128V129H170ZM178 128H176V129H174L175 130V132L176 133H179V135L180 136H182L181 138L183 139V138H186V139H183V140H187V139H191V142H192V135L190 136V134H188L187 132H185L186 131V129H185V131H183L182 129V132L178 129ZM197 130H196V129ZM14 129V130H13ZM21 129L23 130V131H21ZM58 129H59V131H58ZM193 129V130H192ZM1 130V129H0ZM20 130V131H19ZM27 130V131H26ZM36 130V131H35ZM102 130H104V131H102ZM177 130V131H176ZM29 131V132H28ZM30 131H31V134H30ZM53 133H52V132ZM74 131H75V133H74ZM180 131V132H179ZM190 131V132H191ZM263 130H261L260 131V133H262V134H264V132H262ZM1 132V131H0ZM20 132L22 133V135L24 134V138H25V140L23 139V136L20 134ZM24 132V133H23ZM37 132V133H36ZM40 132V133H39ZM58 133V138H57V133ZM77 132V133H76ZM117 132L118 133H120V132H122V129H120V131L119 130H117ZM124 132V131H123ZM174 132V133H175ZM184 132V134H182ZM189 132V133H190ZM195 132L194 133H191V134H194V136L195 137H193V138H195V140L197 141V137L199 136V134H197V135H195ZM28 133H29V135H28ZM59 133H61V134H59ZM116 132H114V133H111V134H114V135H116L115 134ZM117 133V134H118ZM175 133V134H176ZM185 133H187L186 135H188V136H185ZM25 134H27V135H25ZM42 134V135H41ZM43 134H45V136H43ZM74 134H75V136H74ZM80 134H81V136H80ZM130 134H132V135H130V138H132L134 135H133V133H130ZM0 135H1V133H0ZM176 135H178V134H176ZM19 136V138L21 139H17V137ZM21 136V137H20ZM28 136V137H27ZM80 136V137H79ZM190 136V138H187V137H189ZM197 136V137H196ZM43 137H47V139L46 138H44V141H42L43 140ZM51 137L52 138V140H50V141H53L52 143L49 141V138ZM53 137H54V139H55V144H54V139H53ZM73 137V138H72ZM74 137H75V139H74ZM78 137V138H77ZM17 141H16V140ZM100 139H101V142H100ZM18 140H20V141H18ZM22 140H24L25 142H23ZM27 140H28V142H27ZM45 140H47V141H45ZM76 140V141H75ZM188 140V141H189ZM73 141V142H72ZM102 141H103V143H102ZM105 141V142H104ZM194 141V140H193ZM22 142H23V144H22ZM51 143V144H49V143ZM23 145V146H21V147H17L18 145L20 146L21 144ZM48 143V144H47ZM79 143V144H78ZM11 146V144H12V147H10L9 145ZM44 144H46V145H44ZM100 144L101 145H103L102 147L100 146ZM7 145L10 147V148H8L7 147ZM13 145H14V147L16 148H14L13 147ZM40 145V146H41ZM73 145L74 146H76L75 148H73L72 149V147H73ZM257 145V144H256ZM43 146H46V147H43ZM70 146V147H69ZM22 147H24V150H21V149H23ZM98 147V149H96ZM14 148V149H13ZM19 148V149H18ZM21 148V149H20ZM41 148V149H42ZM69 149V150H67L66 151V149ZM95 150H94V149ZM101 148H103V150L101 149ZM8 149V151H9V149H10V151L9 152H11L12 150H13V154L11 155V153H9L8 151H6ZM12 149V150H11ZM42 149V153H41V155H42V157L41 158H39V161H27L26 159H24V158H19V162H24V160H25V164L28 162V164H29V162H30V166L32 167V168H30L27 164V166L25 165V164H23V163H21V164H23V166L22 167H25L27 170H30L31 172H36L37 170H39V171H45V165H46V157H47V154L45 153V151ZM53 149H55V150H53ZM50 150V149H49ZM53 150V151H52ZM77 150V151H76ZM96 150H98V151H96ZM44 151V152H43ZM72 151V152H71ZM90 151V152H89ZM94 151H95V153H94ZM7 152L9 153V155L7 154ZM7 154V156H6V154ZM68 153V154H67ZM71 153H72V155H71ZM93 153V155H91ZM2 154H3V159H2ZM5 154V155H4ZM46 154V155H45ZM71 155V156H70ZM6 156V157H5ZM14 157V159H13V157ZM44 156V157H43ZM89 156V157H90ZM84 157V159H86L87 160V157L85 158ZM43 158V159H42ZM69 158V159H68ZM254 158L255 157H253V159H252V162L254 163ZM12 159H13V161H12ZM58 159V160H57ZM93 159H95V158H93ZM68 160V161H67ZM79 160V161H80ZM27 161V162H26ZM9 162V163H10ZM86 162V161H85ZM85 162H84V166H85ZM33 163V164H32ZM32 164V165H31ZM36 164L37 165H39L38 167H35L36 166ZM233 164V168L236 166V162H233L232 163ZM235 164V165H234ZM25 165V166H24ZM35 165V166H34ZM86 165H88V166H86V168H87V170H89L90 168H91V166H89V164L86 162ZM58 166V163L55 165V167H54V169H56V167ZM88 167H90L89 169H88ZM35 168L37 169V170H35ZM64 167H61L59 170L58 169H56V170H54V172H51V174L50 175H52V176H57L58 174V176L60 177L61 175H62V177L64 178L65 176H63V174L64 175H66L67 173H68V171H70V170H65V171H63L62 169H63ZM236 168V167H235ZM34 170V171H33ZM8 171V170H7ZM6 170H1L0 171V183H1V186L2 187H4V186H7V185H12L11 187H13L9 192H8V195L10 194L11 195V193L13 194V192L15 191V188H18V189H22L23 188V186H22V183L24 182L23 180H25V182L26 181H28L29 182V179L28 178H30V181L31 182H29L28 184L31 186L32 185V187H36V186H39V188L42 186V191H43V193L41 192L40 194L43 196V194L45 195V193L47 192V193H49L48 195H49V197H47L46 195L45 196H43V198H44V202H42V203H44V204H42L41 205V207H40V205L39 204H41V203H39L38 205H39V208L41 209V210H43L42 209V207L43 206H47V207H43V208H46V212H45V209H44V213H50L51 215H53L54 214V212H55V214L54 215H59V217H60V213H59V211L58 210H60L59 209V207L58 208H56V206L55 205H53L54 203L52 202V199L53 200H59L60 202H62V198L60 197V196H58L57 194H55L54 192H53V190L51 189V188H49L48 186H45V185H42V184H44L43 182H40L39 180L37 181V179L35 180L34 179V177H33V175L31 174V173H19L18 171H15L14 169L12 170V171H8L7 172ZM61 171V172H60ZM34 172V173H35ZM2 173V174H1ZM66 173V174H65ZM7 174H9V175H7ZM18 174H20V175H18ZM69 174V173H68ZM232 174V175H231ZM254 174V175H256V176H254V177H256V179L252 176V175ZM259 176H258V175ZM255 173V172H251L249 175H248V177H251V178H247V176H246V180L244 181V179H245V177L244 176H242V178L243 179H241V177L240 176H237L236 177V175H235V173L233 172V170H231V172H230V175L228 174V182L229 181H232L231 183H235L234 184V188H235V186H237L239 189H244V188H248V190H249V192H250V196H251V200L249 201L248 199H247V196L248 195H245V197L243 198L244 200H248L249 202H250V204H252V205H255V204H258L259 202H257V200H259L260 201V198H258V197H260L263 193H262V191L261 190H259L260 188H261V186L263 187V188H261V189H264V185H263V182H264V170H262L260 173ZM27 175V176H26ZM46 175V174H45ZM251 175V176H250ZM8 177V178H7ZM11 177V178H10ZM229 177H231V179L229 178ZM235 177H236V180H235ZM239 177H240V181L238 180L237 181V179H239ZM260 177V178H259ZM13 178V179H12ZM19 178V180H17ZM61 178V177H60ZM3 179V180H2ZM10 179V180H9ZM12 179V180H11ZM32 179V180H31ZM248 179V180H247ZM250 179H253V181H250L251 182V184H250V182H249V180ZM1 180H2V182H1ZM8 182H7V181ZM243 180V181H242ZM256 180V181H255ZM258 180V181H257ZM11 181V182H10ZM13 181V182H12ZM22 181V182H21ZM16 182H17V185H15L16 184ZM21 182V183H20ZM34 182V183H33ZM119 182V181H118ZM239 182V183H238ZM248 182V184H246ZM7 185H6V184ZM14 183V184H13ZM42 183V184H41ZM121 183V182H120ZM252 183H254V186L256 187V185H257V187H256V189H255V187L252 185ZM256 183V184H255ZM35 184H37V185H35ZM262 184V185H261ZM251 185V186H250ZM66 186V187H65ZM242 186V187H241ZM254 187V191L250 188V187ZM21 187V188H20ZM45 187V188H44ZM48 187V188H47ZM60 187H63L64 188V190H66L67 189V191H71V189L66 185V183L65 182H63V184H61V186ZM241 187V188H240ZM244 187V188H243ZM260 187V188H259ZM44 188V189H43ZM259 188V189H258ZM259 190V191H257L256 192V190ZM225 190V187H223L222 188V191H224ZM12 191V192H11ZM11 192V193H10ZM45 192V193H44ZM113 193H115V189L112 191ZM251 192H252V194H251ZM16 194H18V196H21V195H19V194H22V191H21V193L19 192H17ZM53 194V195H52ZM224 194V193H223ZM257 194H258V196H257ZM73 195V194H72ZM0 203L2 204V206H3V209L4 210H1L0 212H2L3 211V213L5 212L6 214H7V211L10 213L13 209V211L11 212L13 215L12 216H15L16 218L17 217H19V218H17L16 219V221L15 222H17L16 224H17V226H16V224H15V222H14V219H15V217H8L5 213V215L3 214V213H0V214H2V215H0V216H6V217H8L7 219L6 218H2L1 217V219H0V239H3L4 240V238H5V240L7 241H4L5 243H7L6 245H8V242H10L9 244L10 245H8L7 247H9V249L10 248H12V249H15V250H12V249H10L9 250V253L10 252H14L15 251V253L13 254V252H12V254L13 255H15V256H13V257H16V260H18V261H15L13 258H12V260L14 261V262H10L11 261V257L10 258H8V260L7 261H5L6 260V258L7 257H5V256H2V255H4V254H0V264H24L25 263V261H24V258H25V254H27V253H25V252H30V243H31V240H29V235L31 234V233H36V234H38V232L39 233H42V234H44V232L46 233V232H49V238L47 239V240H42V242H41V240L39 241L40 243H45V244H48V245H53V242H52V240H54V239H56V240H58L59 238L58 237H60V239L62 238L61 236H63V230L64 229H67L68 228V233L70 232V234H72L73 236L70 238L71 239V241L72 242H70V243H68V244H66V245H64V246H62V245H60V246H58L57 247V245H53L52 247L53 248H55L56 249V247H57V251H60V249L62 250V249H64V248H66V247H69V249L70 248H72L73 250L74 249H77V248H73V247H75V246H77L78 247V249L77 250H79V251H77V250H74V251H77V253L80 255V252H81V250L80 249H82L81 247H82V245H83V243L85 242V243H89V244H92L93 243V241L94 240H98V236H100V233L98 234V232H97V229L98 230H103V229H106L104 226H103V224L105 223V221H102V220H104V216H102L101 214L100 215H93V212H90V213H88V217L86 216V219H83V218H81V215L79 216V218H77V220H75L76 219V217H75V215H74V212H72V211H70L69 209L68 210H66L65 211V216H64V218H62V217H60V218H57L56 219V217H54V218H48V219H46L44 216H42L41 215V210L38 208V206L36 207L35 206V204L37 205V203H35L34 204V208H35V211L37 212L38 210V212L36 213L35 211H33L34 210V208L33 207H29V206H27V204L25 203L24 204V202H20V200H18L17 202L14 200V202L17 204H15L14 202L13 203H11V204H9V203H7V200H3V198H2V195H1V193H0ZM12 196V195H11ZM57 198H56V197ZM76 198H75V197ZM73 197L75 198V199H77V195L76 194H74L73 195ZM101 197V196H100ZM150 196H148V198L147 199H149L150 200V198H149ZM2 198V199H1ZM17 198V197H16ZM15 198V199H16ZM50 199V201H48ZM82 199V200H81ZM79 198L78 197V199H77V203L78 204H80L79 205V208L81 207V208H84V209H86V208H88V204L86 203H84V201L85 200H83V199H85V198ZM137 199V198H136ZM146 199V202H148L149 203V201ZM254 199V200H253ZM81 200V202H78V201H80ZM253 200V201H252ZM2 201V202H1ZM6 201V202H5ZM9 201V200H8ZM87 201V200H86ZM207 201H208V199H207ZM255 201V202H254ZM4 202V203H3ZM5 203H7V204H9L7 207H8V209L9 210H6L5 211ZM22 203V204H21ZM82 203H84V204H82ZM132 205H134L135 203H133L132 201L130 202ZM4 204V205H3ZM6 204V205H7ZM125 204V203H124ZM13 205L16 207V209H15V207L13 208ZM23 205H26V206H23ZM28 205H30V206H32V204H31V202H30V204H28ZM106 205V204H105ZM126 205V204H125ZM2 206L0 205V209H2ZM55 206V207H54ZM73 206H75V205H72V207ZM85 206H87V207H85ZM106 206H108V204L106 205ZM6 207V208H7ZM23 207H25V208H23ZM27 207V208H26ZM28 207H29V209H28ZM76 207V206H75ZM32 208V209H31ZM36 208H37V210H36ZM47 208L49 209V210H47ZM55 208H56V210H55ZM11 209V210H10ZM22 209H24V210H22ZM31 209V210H30ZM75 211L77 210L78 211V208L76 207V208H73ZM20 210V211H19ZM28 210L29 212L31 211V212H35V214L33 213L32 215L30 214H27V213H29L28 211H27V213H26V211ZM15 211V212H14ZM22 211V212H21ZM26 213L25 215L23 214L24 212ZM47 211H49V212H47ZM57 211V212H56ZM16 212L17 213H19L18 214V216H17V214H16ZM40 212V213H39ZM22 214V216L24 217L23 219H25L24 220V223L22 222L23 220H22V217H21V214ZM57 213V214H56ZM201 213V211H199L198 212V214H200ZM15 214V215H14ZM120 213H118L117 215H119ZM26 215H27V217H26ZM36 216V217H34V218H32L33 216ZM39 215V216H38ZM29 216V217H28ZM92 216V217H91ZM114 217H116L115 215H114ZM117 217H119V216H117ZM117 217L115 218V219H113L114 221L117 219ZM9 218H11V220H9ZM14 218V219H13ZM21 218V219H20ZM26 218H28V219H26ZM32 218V219H31ZM62 218V219H61ZM103 218V219H102ZM4 219V220H3ZM6 219V220H5ZM30 219V220H29ZM34 219V220H33ZM121 218H119V220H120ZM7 220H8V222L9 221H13L12 223H14V224H12V226H11V222H9V223H7ZM18 220H19V222H18ZM22 220V221H21ZM26 220H27V222H26ZM29 220V221H28ZM47 220V221H46ZM60 220V221H59ZM93 220V221H92ZM31 221V222H30ZM44 221H46V222H44ZM79 222V223H77V222ZM4 222H6L7 224H8V226L11 228H8L7 227V225H6V223H4ZM58 222H60V223H58ZM62 222V223H61ZM72 222H74V223H76V224H74V223H72ZM116 222L117 223H119L118 222V219L116 220ZM116 222H115V224H116ZM5 225H4V224ZM20 223H22V224H20ZM27 223V224H26ZM71 223V224H70ZM94 223H95V225H94ZM101 223H103L102 225H101ZM46 224H47V227H46ZM70 224V225H69ZM78 224V225H77ZM2 225H3V227H2ZM14 225V226H13ZM76 225L78 226V227H76ZM9 229H7L6 227ZM21 226V227H20ZM44 226V227H43ZM59 226H61V228L59 227ZM67 226H69V227H67ZM75 226V227H74ZM117 224L115 225V227L113 228V229H115V230H111V234H110V230L109 229H107V230H103V231H105V234H106V237H107V239H109V238H111V235L112 234H115V233H117V232H115L116 231V229H117ZM13 227V228H12ZM15 227V228H14ZM20 227V228H19ZM59 227V228H58ZM3 228V229H2ZM43 228V229H42ZM57 228V229H56ZM77 228H79V229H77ZM81 228V229H80ZM7 229V230H6ZM19 229V230H18ZM45 229V230H44ZM58 229H60V230H58ZM69 229H71V230H69ZM77 230V232L79 233H77L76 232V230ZM93 229H95V233H94V235H90L89 236V234H91L92 233V230ZM262 229H264V228H262ZM73 230H74V232L75 233H73ZM78 230H80V231H78ZM55 231H57L56 232V235H55ZM62 231V233H60ZM65 231V230H64ZM109 231V233H106V232H108ZM15 232V233H14ZM20 232V233H19ZM59 232V233H58ZM89 232V233H88ZM91 232V233H90ZM9 233V234H8ZM3 234V235H2ZM14 236V234H15V237H14V239H13V237H12V235ZM18 234V235H17ZM41 234V235H42ZM74 234H75V236H74ZM82 234V235H81ZM110 234V235H109ZM23 237H22V236ZM40 234L39 235H37V237L39 236H41ZM79 235V236H78ZM98 235V236H97ZM2 236V237H1ZM12 237L11 239H12V241H9L10 239L8 238V237ZM54 236V238H52V237ZM56 236V237H55ZM77 236V237H76ZM81 236V237H80ZM83 236V237H82ZM94 238H93V237ZM254 236V235H253ZM26 239H25V238ZM38 237V238H39ZM258 237V236H257ZM256 237V238H257ZM88 238V239H87ZM91 238V239H90ZM18 239V240H17ZM22 239V240H21ZM28 239V240H27ZM59 239V240H60ZM73 239H75V240H73ZM83 240H85V241H83ZM88 240V241H87ZM15 241H16V244H15ZM20 241H22V242H25L24 243V246H22L20 243ZM27 241V242H26ZM29 241V242H28ZM73 241H74V243H73ZM83 241V242H82ZM96 241H94V244H93V246H95V248H97V249H101V247H103L106 243H104L103 241V243H100V244H97L96 243ZM13 243V244H12ZM26 244V245H25ZM81 246H80V245ZM104 244V245H103ZM14 247H13V246ZM103 245V246H102ZM17 246V247H16ZM56 246V247H55ZM80 246V247H79ZM18 249H16V248ZM20 247V248H19ZM27 248H29V249H27ZM68 249V248H67ZM17 250V251H16ZM54 250V249H53ZM1 251V250H0ZM3 249H2V253H3ZM25 251V252H24ZM0 252V253H1ZM21 252V253H20ZM25 254H24V253ZM4 253H5V251H4ZM19 253H20V255H19ZM23 253V254H22ZM7 253H5V255H6ZM23 256H22V255ZM81 254H82V252H81ZM16 255H19L20 257L22 256V258H20V257H18V256H16ZM12 256V255H11ZM24 257V258H23ZM5 258V259H4ZM20 258V259H19ZM51 258V257H50ZM50 258H48V259H46V261H44V262H40V263H38V264H53V262H50L49 263V261H52L53 259H50ZM9 259H10V261H9ZM20 260V261H19ZM10 262V263H9ZM67 262V264H71L70 263V261H66ZM66 262L64 263V262H62V263H64V264H66ZM72 262V264H73V262H75L74 264H79V262L78 263H76L77 261H75L74 259H73V261H71ZM31 264H34V263H31ZM82 264V263H81Z\"/></svg>","mask_w":264,"mask_h":264}]
</instances>
